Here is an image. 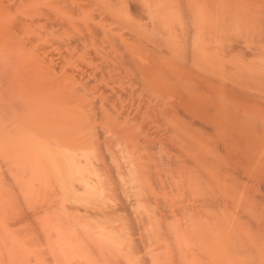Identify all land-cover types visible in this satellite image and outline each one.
Listing matches in <instances>:
<instances>
[{"label": "bare ground", "instance_id": "obj_1", "mask_svg": "<svg viewBox=\"0 0 264 264\" xmlns=\"http://www.w3.org/2000/svg\"><path fill=\"white\" fill-rule=\"evenodd\" d=\"M8 2H6V3H2V0H1V4L3 5V6H5L4 4H9L10 2H9V0H7ZM11 2L13 1V0H10ZM21 1V0H20ZM19 1V2H20ZM149 1H151V0H115V2L114 3H112V0H87V1H83L82 0V3H81V0H51V2L50 1H48V0H29V2L28 3H26V4H24V2L25 1H23V3L21 2V3H19V5L17 4L18 3V1L17 2H12L13 4H14V7L10 10V8H8V6H10V5H6L5 7H4V9L2 8L1 9V7H0V9L1 10H3L2 12L4 13V15H2V14H0V55L2 56V53L4 52L5 54H6V56H4L3 55V58H0V71L2 72H0V78H5L4 80H0L1 82V84H0V90H1V88H2V90L0 91V127L2 126H4L3 127V129L1 128L0 129V264H14L15 263V261L18 263L21 259L20 258H18V260L19 261H17V259L15 260L14 258H15V256H17V254H19V253H16L15 252V254H13L12 252L13 251H21V252H25V253H21L22 255V257H24L25 255H26V257H27V259L29 260L30 258H31V256H29V255H31V254H33V253H35L34 251H32L33 253H31V254H29V252H28V254L26 253L27 252V250L29 251V249H31V247L33 246L32 245V241H31V239H30V237H29V239H28V237H24L23 239H21L20 238V236L22 235L21 233H23V232H25V233H27L28 232V235H31L30 233H29V231H31V230H33L32 231V234L34 233L35 235L36 234H41V230L42 229H40L39 231L38 230H36V228L37 229H39V228H41V227H43V226H45V225H42L41 224V222L38 224V223H36V220H33L32 219V221H33V223H36V224H34L33 225V223H29V222H31V220L30 221H28L27 222V219H26V223H24L25 222V219L23 220V217H19L18 219H17V216L15 217L13 214H11V212L12 213H14L15 215H16V213H15V211H19L20 209H18L19 207L18 206H15V207H17V208H15V209H11V203L13 204V199H11V197L13 196V197H15L16 199H17V201L18 202H20V201H22L21 199L24 197V196H28V195H26V193H29V196L30 197H32V193H31V191L32 190H30L29 188V186L28 187H25L26 185H27V181H32L31 183L34 185L35 184V186H39L40 185V183H42V182H40V180L38 179V177H39V175H40V173L42 174V173H45V171H47L48 170V168H49V170H51L52 172H54V173H58V170H60L61 172H64V173H60V171H59V173H60V175L59 174H57V175H59V177H62V178H64L66 175V177L64 178V179H66V180H62V178H58L59 180H60V183H59V181H58V179H57V177L58 176H56L55 174L53 175V173L51 172V171H47L48 173H50L49 175L50 176H55V177H50L48 174V177H45L44 178V176H42V175H40V177L42 176V178H44V179H46V180H50V179H52L50 182L52 183V184H54V185H57L58 183V185H60V186H62V191L60 192V189H58V190H54L55 192H56V194H55V192L53 193L52 191V188L50 187V185H52V184H48L49 186H47V185H45L44 186V188L46 187V189H47V191H48V193L46 192V191H44V193L46 192V194H43V192L40 194L39 193V191H40V189H41V187L44 185H42L41 187H40V189H39V187H38V193L40 194V195H42L43 194V198H44V200H45V202L44 203H46V201H49V202H51L50 201V199H49V197L51 196V197H53V195L55 194V195H59V194H61L62 195V197H63V199L65 198V197H67V196H69L70 194V196H72L73 195V199H71V200H74L75 202H67L66 201V203H70V204H73V207H75L76 208V205H75V203H76V201H78V203H80V204H78L79 206L81 205V202H84L85 200V197L84 196H82V193L80 192L79 193V195H78V193H76L78 190H79V188L80 189H83L84 191H90V195H88L87 194V196H88V198H86L87 200L86 201H88V199H89V197L91 198L92 196H93V193L92 192H97L98 191V188H99V186L100 185H102L100 182L101 181H99V179H98V181L95 179V181H97V182H94L93 180H94V176H97L99 173H97V171L98 170H102V168H101V165L102 164H100L99 165V163H102L104 160L103 159H105L106 157H104V158H100V156L99 155H101V154H104V155H106L107 156V153H101V154H99L98 152H100V151H98V150H100L99 148H95V147H99V146H101V145H99V144H102V143H104V142H102V143H98V146H95V144H97V142L99 141V140H101L102 139V141H106V139H107V136H106V134L107 133H105V132H103V131H101L100 129H101V127H100V129H98L97 128V126H102V127H105V129H103L102 128V130H106V128L107 127H111L112 129H116L115 131H114V133L116 132L117 134H115V136L117 137L118 135H121V137L123 136H126V135H131V134H133V133H135L136 135L140 132V130L141 129H134L133 127H135V126H130V125H132V124H130V123H132L133 121L135 122H138V117H139V112H142V111H145V110H147V108H145V98H148L149 99V97L151 96V94L153 95V93H154V98L153 99H159L163 94H164V96L162 97L164 100H166L165 98V94H166V91H168L169 93H167V94H170V96H171V94H172V96L174 97V95L175 96H177L178 98H179V100H180V102L182 103L181 104V106H179V104H177L179 107H177V105H176V108H177V112H178V114L179 115H182L181 117H180V119H182V120H180L179 119V116H178V118L177 117H175L173 114H171V108L174 106V105H172L171 103H169L168 102V100H166L165 101V103H164V109H163V111H164V114H165V116H166V114H169V116L166 118V123L169 125V129L171 130V131H173L172 133H174V134H176L179 138H181V141H185V142H187L188 144H191V147L193 146V144H194V146L196 147V149H194L195 147H193V150H192V148L190 149L189 147H190V145H188L187 143H185V144H187L186 146H185V148L186 147H188V149H187V152H188V150H189V152L187 153V154H184V155H182V157H183V159H182V163H183V165L185 164V165H189V169L192 171V169H193V171L195 172V173H197L199 170H204V169H202V168H205V166H208V167H212L213 168V170H214V173H215V171L217 172L215 175V178L218 176L219 178H220V180L221 179H223V181L225 180V182H226V185L228 186H230V185H232L231 187H233V189L232 188H226L227 186H224V188H223V190L225 189V191L226 190H228L229 189V192L228 193H224V192H222V194L221 193H219V189L215 186V185H213V182L214 181H212V184L210 185V186H208V184H209V182L208 181H206V183L207 184H204L205 182L203 181H199L198 183H200L201 185H199L198 183V185L197 186H202L201 188H207L206 187V185L210 188V190H212L211 192L212 193H216L215 192V190L216 189H218V192H217V195L219 196V198H221L220 196H222V197H224V200H227L226 199V194L227 195H229V194H231V196H228V198L230 197L231 198V200L233 201L232 202V204L233 203H236L237 205H238V202L240 201V205H238L237 206V209L236 210H238V211H240V210H242L240 213H242V212H244V214H246L248 211L246 210V209H244V207H245V205L247 206L248 205V207H249V210H250V212H248L246 215L248 216V217H251L250 215H253V216H255V214H254V208H256L257 209V207H255V205H253L252 203L254 202V201H256V200H254V199H257V198H254L255 196L253 195V196H250V195H252V194H249V193H247V191L246 190H244V187H242V185H244L243 183H242V178H240V176H236V175H238V173H242L243 172V170L244 169H246V170H244V172L245 171H249V173H247V176L248 175H251V177L250 176H248V177H246V179H247V182H249L248 181V178H249V180L251 179V181H261V184L260 185H262V183H263V185H264V174H262L263 176H261V174H260V172L262 171V172H264V167H262L263 169H261V166H264V164L262 165V163L264 162V136H262V135H260L259 133L261 132L262 134H263V132H264V130H261L260 132L259 131H257L256 130V126H255V128H254V126L252 127V125L253 124H249L248 125V123L247 122H249L250 120H254V119H256L255 117H256V115L257 114H259L261 111H264V106H261L264 102H262V104L260 103V101H258V102H256L255 100H253L252 99V97H250V99H252V101L251 100H249V98L248 97H246L244 94H242V95H239V94H237L238 92L237 91H235L234 89H232V88H230V87H228V80L226 79V78H224L226 81H227V84H225L226 82H224L223 83V81H219V79H221L222 80V78L224 77V75H226L227 77L228 76H230V75H227V74H222L223 75V77L222 78H220L218 75L216 76V77H218L217 79L218 80H215V79H211L212 77H210L209 75H208V77H210V79L208 78V77H206V75L204 76V75H202L204 72L203 71H201L200 73H202V74H200V75H202V76H200L199 74H198V70H200L199 68H197V65H196V63L194 62L195 61V57L194 58H192L194 61H193V63H195V64H193L192 63V66H194V65H196V68L198 69L197 71H196V73H195V71H192V69L191 68H188V65H187V63H186V60L188 59V56L190 57V55L189 54H187V56H185L184 54L182 55V56H185V58H182L183 60H181V62H184V63H182V64H179V63H176V62H174V59H173V56H174V58H175V54L173 55V56H171L170 54H168L166 51H165V53H166V55H165V53L163 54V56L160 54L163 50L161 49L160 51V53L157 51L158 49H154V51L153 50H150L149 49V51H150V53L152 52L154 55H155V57H157L159 54V56H158V58L160 59L161 57V59L160 60H157L156 58H154V55H153V61H154V63H152V61L150 60V62L152 63H150V65H153V71H152V68H150V69H148V67H146V66H143L144 68H145V70L146 71H150L149 73H147V74H145L146 73V71L143 73V71L144 70H142V69H140V70H138V68H139V66L137 65V63L135 64V62L136 61H134V60H131L132 59V57L131 58H129L126 54H123L122 56H119L120 57V62H121V64H122V66H121V68L123 67V68H125V67H128V68H130V69H132V71L130 72V76H131V78L133 79V81L135 82V85H137V81L139 82V80L141 79V75H142V79L140 80V82L143 80V79H145L146 81H147V84H148V86H147V84H146V82H145V80H144V82L142 81L141 83L139 82L138 83V85H140V84H146V88L149 90V88H150V90H152V91H150L149 90V92H150V95H149V93H148V91H147V89L146 88H143V85H142V87H141V85H140V87H139V89L137 90V91H140L141 89H143V91H142V93L144 92L145 94H143V96H145L144 97V102L145 103H142V101H143V98H142V100L141 99H137V102L139 101V100H141L140 102H138V103H135V101L134 102H128V104L129 105H127V107H129L130 106V103L131 104H133V105H131L130 106V108H128V110L127 111H125V108H126V106H124V104H122V100H124V101H126V99L128 98V97H130V95L131 94H133V90L131 91L130 90V92H129V96L128 95H126V93H128V92H126L127 91V88H125V90L126 91H124V90H118V89H115V88H109V87H107L106 85H104L103 84V82L107 79V76H109L110 75V73L109 72H106V70L107 69H109L108 67H103V66H106L105 64L102 66V64L105 62H103V61H101L102 63L99 65V67L100 66H102L101 68L102 69H96L95 71H94V69H93V67H92V69H93V71H91V67L89 68V63H88V61L90 62V61H95V60H97L96 58H100L101 57V55H100V53H97L96 52V49H90V48H92V47H94V46H97V51H100V49L98 50V48H102V46L104 45V43L105 42H108V43H113V44H111L112 46L114 45L115 46V48H117V47H119V48H117V49H119L120 50V46H119V42L115 39V40H113V42H109V37H108V33H107V30H106V27L104 28V27H98V25H96L94 22H93V20H97V16H99V15H96V13L94 12V11H96V10H98V9H93V6L94 5H97L98 7H100V8H102V12H103V14L105 15L104 16V18H106L107 20L108 19H112L113 20V22L115 21V20H118V24H120V23H122L123 24V26L124 27H122V26H120V25H122V24H120L119 26L124 30V28H126V26L127 27H129L130 25H132V22H131V20H130V14H129V8H130V10H132V13L133 12H135V15H136V13L138 14V15H140V14H143L142 12L144 11V10H146L148 13H149V15H148V13H147V15L148 16H150L149 18H151L153 21H154V26L156 25V23L159 25V28H160V32H163V30H161V28L162 27H160V23L163 25V21L164 22H169L168 20L166 21V19H168L167 17L169 16V11H167V10H165L166 9V7H165V9H163V8H161V4L162 3H165V1H163V2H161L160 0V2L159 1H156V3L157 2H159V3H157V4H159V6H155V4H154V0L153 1H151V4H154V5H151L150 4V2ZM201 1H203V0H201ZM210 1V0H209ZM209 1L207 0V3L209 4ZM250 2H251V0H249ZM256 1V0H255ZM253 2V3H257V1L256 2ZM261 1V0H260ZM260 1H258V2H260ZM263 1V0H262ZM4 2V1H3ZM56 2V3H55ZM58 2H60L59 4H62L63 3V6L62 7H60V5H59V7H57L56 8V6L58 5ZM83 2H91L90 4L88 3H83ZM117 2V3H116ZM167 2V1H166ZM190 2V1H189ZM200 2V1H199ZM199 2H197V3H199ZM264 2V1H263ZM92 3L94 4L93 6H92ZM116 3V4H115ZM161 3V4H160ZM245 3V2H244ZM243 3V5H245ZM249 3V2H248ZM252 3V4H253ZM262 3V2H261ZM17 6H16V5ZM57 4V5H56ZM170 4V3H169ZM189 4V3H188ZM192 4H194L193 2H192ZM191 4V5H192ZM242 4V3H241ZM54 5H56V6H54ZM194 5H196V4H194ZM194 5H192L195 9H201L200 7H201V5H202V2H201V5L199 4V6L198 5H196V6H198V8H196ZM247 5L248 4H246L245 5V7H247ZM251 5V4H250ZM254 5V4H253ZM12 6V5H11ZM188 6V5H187ZM209 6H210V4H209ZM260 6V5H259ZM258 6V7H259ZM156 7H159V8H156ZM162 7H163V5H162ZM167 7H169V6H167ZM193 7H191V8H193ZM219 7V6H218ZM249 7V6H248ZM263 7V6H262ZM261 7V8H262ZM5 8H8L10 11H11V13L10 12H5V11H8V9L7 10H5ZM92 8V10L90 11V9ZM189 8V7H188ZM203 8V7H202ZM214 8V7H213ZM194 9V10H195ZM204 9V8H203ZM221 10L219 11V12H221L222 11V9L223 8H220ZM218 10H219V8H218ZM226 10V9H225ZM243 10V9H242ZM259 10V9H258ZM188 11V10H187ZM212 11V10H211ZM223 11H224V9H223ZM223 11H222V13H223ZM227 11V10H226ZM98 12V11H97ZM100 12V11H99ZM171 12V11H170ZM198 12H201V10L200 11H198ZM202 12L203 13H205L203 10H202ZM264 12V11H263ZM262 12V13H263ZM101 13V12H100ZM99 13V14H100ZM109 14V15H107V14ZM131 13V12H130ZM208 13V12H207ZM206 13V14H207ZM146 14V12L144 13V15H140L141 16V18L144 16H146L145 15ZM168 14V15H167ZM194 14H196L195 16H197V13H194ZM198 14H200V13H198ZM225 14H226V12H225ZM233 14V13H232ZM241 13H239V15H240ZM3 16V17H2ZM109 16H110V18H109ZM148 16L147 17H145L146 19L148 18ZM200 17H202L201 15H199ZM204 16H206V15H204ZM226 16V15H225ZM229 16V15H228ZM75 17H78V19H75ZM208 17V16H207ZM222 17H223V15H222ZM257 17H258V15H257ZM261 17V16H260ZM99 18H100V16H99ZM98 18V19H99ZM114 18V19H113ZM224 18V17H223ZM229 18H230V16H229ZM256 18V17H255ZM262 18V17H261ZM182 19H184V17L182 18ZM185 19H187L186 17H185ZM189 19H192V18H189ZM188 19V20H189ZM193 19H194V17H193ZM205 19V18H204ZM212 19V18H211ZM215 19V18H214ZM238 19V18H237ZM257 19V18H256ZM101 20V19H100ZM103 20V19H102ZM105 20V19H104ZM111 20V21H112ZM142 20V19H141ZM195 20H196V22L198 21L197 20V18H195ZM200 20V19H199ZM201 20L203 21V19L201 18ZM258 20V19H257ZM263 20H264V18H263ZM153 21H151V22H153ZM183 21V23L185 22V25H186V23H188L187 22V20H182ZM193 21V20H192ZM192 21H191V23H192ZM225 21V20H224ZM234 21V20H233ZM250 21V20H249ZM112 22V23H113ZM156 22V23H155ZM176 22V21H175ZM117 23V22H116ZM115 23V24H116ZM166 23H164V24H166ZM199 23V24H198ZM200 21L199 22H197L196 24H197V26L199 25L200 26ZM220 23H221V21H220ZM229 23V22H228ZM245 23V22H244ZM98 24V23H97ZM124 24H126V25H124ZM133 24H135V26H137L136 24H137V22L136 23H133ZM140 24V23H139ZM203 24V23H202ZM232 24V23H231ZM238 24V23H237ZM78 25V27H81V28H83L82 30H80V32L77 34V32L75 31V29H76V26ZM168 25H169V23H168ZM185 25H184V27H185ZM241 25V24H240ZM249 25V24H248ZM119 26L118 27H116L115 29H113V30H119ZM150 26H151V23H150ZM193 26V25H192ZM199 26L197 27V28H199ZM226 26V25H225ZM254 26H256V25H254ZM86 28V31H85V28ZM131 27H133L134 28V25H132ZM186 27H188V25H186ZM215 27V26H214ZM219 27V26H218ZM228 27V26H227ZM227 27H226V29H227ZM232 27V26H231ZM249 27V26H248ZM81 28H78V30L79 29H81ZM88 28V29H87ZM90 28V29H89ZM130 28V27H129ZM138 28H140V27H138ZM157 28V27H156ZM156 28H155V32H153V33H155L154 35L152 34V36H154V37H156L157 35H158V32H157V35H156ZM179 28V27H178ZM196 28V31L198 32L199 30ZM205 28V27H204ZM220 28V27H219ZM218 28V29H219ZM243 28V27H242ZM111 29V28H110ZM122 29H120L119 31H121ZM148 29H149V27H148ZM147 29V30H148ZM185 29H188V28H185ZM194 30H195V28H193ZM211 29V28H210ZM209 29V30H210ZM245 29V28H244ZM49 30L50 31H52L53 33H51V37H52V39H50L51 37H47V34L49 33ZM69 30V34H67L68 36H69V39H65L64 38V40H62V41H60L62 38H63V36H62V38H59V37H56V35H54L55 33H58V32H60V31H62V32H64V33H66V31H68ZM77 30V31H78ZM88 30V31H87ZM133 30V29H132ZM232 30V29H231ZM72 32V34H75L77 37H73V38H70V35H72V34H70L71 32ZM74 31V32H73ZM140 31V30H139ZM138 31V32H139ZM150 31V30H149ZM158 31V30H157ZM201 31V30H200ZM202 31H203V29H202ZM207 31V30H206ZM213 31V30H212ZM215 31H217V30H215ZM218 31H221V30H218ZM230 31V30H229ZM252 30H250V33H252L251 32ZM133 32V31H132ZM225 32H227V30L225 31ZM231 32V31H230ZM237 32V31H236ZM235 32V33H236ZM140 34H142L141 33V31L139 32ZM149 33H151V32H149ZM148 33V34H149ZM167 33V32H166ZM198 33H200V32H198ZM197 33V34H198ZM206 33H208V32H205V34ZM50 34V33H49ZM130 34H132V33H130ZM162 34V33H161ZM170 34V33H169ZM169 34H167V36H169ZM188 34V33H187ZM196 34V35H197ZM53 35V36H52ZM74 35V36H75ZM128 35V34H127ZM179 35V34H178ZM200 35V34H199ZM206 35H208V34H206ZM210 35V34H209ZM219 35V34H218ZM216 36V37H218L219 38V36ZM56 37V39H55V37ZM59 36V35H58ZM100 38H99V37ZM124 36H125V33H124ZM135 36V35H134ZM150 36V38H151V34L149 35ZM162 36V35H161ZM181 36V35H180ZM214 36H215V34H214ZM237 36V35H236ZM252 36V35H251ZM60 37H61V35H60ZM154 37H153V40H154ZM164 37V36H163ZM166 37V36H165ZM164 37V38H165ZM182 37V36H181ZM187 37V36H186ZM190 37H192V36H190ZM194 37H196V36H194ZM215 37V38H216ZM60 39V40H58V39ZM67 38V37H66ZM159 38V37H158ZM162 38V37H161ZM161 38H159V40L161 39ZM167 38V37H166ZM184 38V37H183ZM213 38V37H212ZM55 39V40H54ZM110 39H112V38H110ZM136 39H137V37H136ZM138 39H139V37H138ZM185 39H188L189 40V38H185ZM185 39H182V41L183 40H185ZM198 39V38H197ZM217 39V38H216ZM231 39V38H230ZM233 39V38H232ZM235 39H237L236 37H235ZM57 40V41H56ZM130 40V39H129ZM142 40H143V37H142ZM142 40H139L140 41V44H143V46L145 47V45H144V42L142 43L141 41ZM153 40L151 39V42H153ZM155 40L157 41V39L155 38ZM158 40V41H159ZM164 40V39H163ZM194 40H196V39H194ZM212 39H210V41H211ZM225 40V39H224ZM224 40H223V42H224ZM250 40V39H249ZM127 41V40H126ZM145 41H146V39H145ZM161 41V40H160ZM193 41V40H192ZM192 41H191V44H192V46H193V44L194 43H192ZM197 41V40H196ZM195 41V42H196ZM200 41V40H199ZM240 41V40H239ZM165 42H170V41H165ZM186 42H187V40H186ZM228 42V41H227ZM226 42V43H227ZM245 42V41H244ZM137 43V42H136ZM135 43V44H136ZM161 44H163L162 42H160ZM184 43V42H183ZM188 43V42H187ZM187 43H185V45L184 46H186L185 48L187 49V47H190V46H187L188 44ZM190 43V42H189ZM200 43V42H199ZM198 43V44H199ZM204 42H202V44H203ZM213 43H214V40H213ZM212 42L210 43V44H212V45H214ZM216 43H218L217 42V40H216ZM56 44V46L57 45H59V47H61V46H64V47H66V49H67V47L69 48V50L71 49V48H73L72 50H70L71 51V53H70V55H69V57H68V54H66V53H60L59 55H58V61H62V62H64L65 64H68V65H65L64 63H62V62H60V63H62L61 64V66L64 64L65 66H67V71H61V70H65V69H62V67L61 66H59V70H60V72L61 73H63V74H61L60 75V78L58 77L57 78V75H58V73L60 74V72L58 71H56V67H57V65H60L58 62V64L56 65V66H53L54 64H56V63H52L53 62V60H54V57H53V55L50 53H48L47 54V50L50 48V52H51V50L53 51V48L51 49V47H53L54 45ZM89 44H91L90 45V47H89ZM105 44H107V43H105ZM139 44V43H138ZM147 44H148V40H147ZM155 44V43H154ZM156 44H158V43H156ZM168 43H166V44H164V45H167ZM197 44V43H196ZM242 44V42L240 43V45ZM53 45V46H52ZM88 45V47H89V49L88 48H86V46ZM100 45H102V46H100ZM108 45V44H107ZM152 45H153V43H152ZM211 45V46H212ZM235 45V44H234ZM237 45H239V44H237ZM239 45V46H240ZM98 46H100V47H98ZM105 46V45H104ZM111 46V47H112ZM113 46V47H114ZM117 46V47H116ZM138 46V45H137ZM154 46V45H153ZM170 47H171V45H169ZM238 46V47H239ZM242 46V45H241ZM7 47H8V49H7ZM58 47V46H57ZM63 47V48H64ZM71 47V48H70ZM82 47V49L84 48L85 50H83V52H82V54H76L78 57H80L81 59H79L76 55H75V53H78L77 51L79 50H81L80 48ZM141 47H142V45H141ZM160 47V46H159ZM168 47V46H167ZM169 47V49H171ZM245 47H246V45H245ZM3 48H5V49H7V50H4ZM105 48V47H104ZM104 48H102L103 49V52H104ZM136 48V47H135ZM149 48V47H148ZM192 48V47H191ZM190 48V49H191ZM196 48V47H195ZM210 48H212V47H210ZM219 48V47H218ZM217 48V52L219 53V51H220V53H221V49L219 50ZM232 48H234V47H232ZM248 48H249V45H248ZM62 49V48H61ZM106 49V48H105ZM143 49V48H142ZM216 48H213V50H215ZM224 49V48H223ZM1 50H4L3 52H1ZM68 50V49H67ZM66 50V51H67ZM118 50V51H119ZM137 50V49H136ZM209 50V49H208ZM207 50V51H208ZM213 50H212V52H213ZM219 50V51H218ZM232 50V49H231ZM236 50V49H235ZM245 50V49H244ZM249 50V49H248ZM254 50V49H253ZM252 50V51H253ZM63 51V50H62ZM61 51V52H62ZM65 51V50H64ZM117 51V50H116ZM143 51H146L147 52V50H144L143 49ZM142 51V52H143ZM156 51L159 53H156ZM172 51V50H171ZM183 51V50H182ZM182 51L180 50V52L182 53ZM188 51H190V50H188ZM192 51V50H191ZM191 51L189 52V53H191ZM210 51H211V49H210ZM216 51H214V52H216ZM260 51V50H259ZM58 52V51H57ZM101 53H103L102 51H100ZM139 52V51H138ZM164 52V51H163ZM162 52V53H163ZM173 53H174V51H172ZM176 52V51H175ZM178 52V51H177ZM177 52H176V55H177ZM179 52V53H180ZM187 52V51H186ZM201 51H199V54H201L200 53ZM213 52V53H214ZM216 52V53H217ZM226 52V51H225ZM224 52V53H225ZM231 52V51H230ZM249 52H251V51H249ZM258 52V51H257ZM67 53H69V52H67ZM74 53V54H73ZM105 53V52H104ZM144 54H145V52H143ZM211 52H208V53H206V50H204V52H202V54H201V57L203 56H205V54H206V58H209V59H211V57H209V55L210 56H212V55H214V54H210ZM215 53V54H216ZM220 53H219V56H217V57H220ZM236 52H234V53H232V55L233 54H235ZM239 53V52H238ZM242 53V52H241ZM241 53H239V55H240V59H241ZM245 53V52H244ZM243 53V54H244ZM53 54H56L55 53V51H54V53ZM148 54V56H150V54H149V52L147 53ZM167 54H168V56L170 55L172 58H170V57H168L169 59H173L172 61L171 60H164V58L165 59H167ZM195 53H194V51L192 52V57H193V55H194ZM204 54V55H203ZM209 54V55H208ZM237 54V53H236ZM235 54V55H236ZM72 55H73V57H75V58H77V60L75 59V60H73V61H70L69 62V58H70V60L71 59H73L72 58ZM75 55V56H74ZM98 55V56H97ZM143 55V54H142ZM231 55V54H230ZM238 55V54H237ZM236 55V56H237ZM245 55V54H244ZM250 55V54H249ZM253 55V54H252ZM252 55H250V56H252ZM145 56V55H144ZM147 56V55H146ZM164 56H166V57H164ZM178 56V55H177ZM195 56H196V54H195ZM208 56V57H207ZM216 56V55H215ZM215 56H213V58L215 59L214 61H213V59H211L210 61H212L213 63L215 62V64H216V61H217V63H222V62H220L219 60L221 59V60H223V56L222 57H220V58H217V57H215ZM226 56V55H225ZM227 58H229V54H227ZM235 56V57H236ZM255 56V55H254ZM257 56V55H256ZM255 56V57H256ZM102 57H104V54H103V56ZM112 57V56H111ZM201 57L199 58L200 60H201ZM202 57V58H203ZM204 57V60L206 59ZM230 57H232V56H230ZM234 57V56H233ZM234 57V58H235ZM246 57V56H245ZM258 57H260V56H258ZM257 57V58H258ZM66 58H67V61L69 62H67L66 61ZM98 58V59H99ZM151 57H149L148 59H150ZM198 58V57H197ZM216 58H217V60H216ZM243 58V57H242ZM101 59V58H100ZM130 59V60H129ZM184 59H185V61H184ZM209 59H207L208 61H209ZM219 59V60H218ZM231 59H233V58H231ZM237 59V57L235 58V59H233V60H235V61H238V59ZM103 60V59H102ZM224 60H226L225 58H224ZM229 60V59H228ZM228 60H226L227 62H228ZM3 63H2V62ZM87 61V62H86ZM98 61V60H97ZM131 61L133 62V64H135V65H137V66H135V65H133L132 63H131ZM190 61V60H189ZM198 61V60H197ZM208 61H206L207 62V64L208 63H210L209 64V66L210 65H212V62H208ZM226 61H224L225 63H226ZM230 61V60H229ZM241 61H242V59H241ZM258 61H260V60H258ZM100 62V61H99ZM138 62V61H137ZM188 62V61H187ZM223 62V63H224ZM261 62V61H260ZM4 63H6V64H4ZM198 63H199V61H198ZM201 64H202V62H200ZM222 63V64H223ZM224 63V64H225ZM228 63H231V61L230 62H228ZM243 63H245V62H243ZM2 64H3V66L4 67H2ZM51 64H53V65H51ZM120 64V65H121ZM188 64H191V63H189L188 62ZM231 64H233V63H231ZM230 64V65H231ZM5 65H6V67H8V70L6 71L5 69H7L6 67H5ZM200 65V64H199ZM220 65V64H219ZM241 65H243V64H241ZM191 66V67H192ZM208 66V68L210 69L211 68V70H213L212 69V67L210 66L209 67ZM215 66V65H214ZM226 66L228 67V64H226ZM98 67V66H97ZM136 67H138V68H136ZM199 67V66H198ZM203 67V66H202ZM201 67V68H202ZM216 67V66H215ZM215 67H214V69H215ZM220 67V66H219ZM218 67V68H219ZM222 67V66H221ZM220 67V68H221ZM232 67V66H231ZM230 67V68H231ZM246 67V66H245ZM63 68H66V67H63ZM128 68H126V70L128 69ZM195 68V69H196ZM206 68H207V66H206ZM206 68H202L204 71H205V73H206ZM217 68V67H216ZM129 69V70H130ZM194 69V70H195ZM201 69V70H202ZM209 69H207V74H210V75H212L213 73L211 72L210 73V71H209ZM4 70V71H3ZM58 70V69H57ZM226 70V69H225ZM232 70V69H231ZM57 72V74L55 75V73ZM141 73H143V74H141ZM209 71V72H208ZM215 71V70H214ZM221 71H223V72H221V73H225L224 72V70H223V68H221ZM251 71V70H250ZM6 72H7V74H6ZM64 72L65 73H67V74H65L64 75ZM123 72V71H122ZM215 72H217V71H215ZM214 72V73H215ZM227 72H228V70H227ZM252 72V71H251ZM141 75H140V74ZM238 73V72H237ZM259 73V72H258ZM5 74H6V76H5ZM123 74V73H122ZM230 74V73H229ZM64 76V79H68V81L70 80V84L68 83V84H65L66 83V81H65V83L63 84V78L61 77V76ZM140 75V76H139ZM214 75V74H213ZM241 75V74H240ZM4 76V77H3ZM119 76V75H118ZM137 76H139V77H137ZM214 76V77H215ZM145 77V78H144ZM240 78H241V76H239ZM245 77V76H244ZM256 77V76H255ZM63 79L62 80V82H61V80L60 79ZM238 78V77H237ZM240 78H238L239 80H240ZM127 79V78H126ZM138 79V80H137ZM238 79H236V80H238ZM243 79V78H242ZM60 80V81H59ZM128 80V79H127ZM171 80V81H170ZM236 80H233V81H235L236 82ZM244 80V79H243ZM247 80V79H246ZM5 83H4V82ZM162 81V82H161ZM165 81V85L167 84V83H170V85L173 83V81H175V84H177V83H179L181 86H175V84H174V86H173V84L171 85L173 88L170 90L168 87H170V85L169 84H167L168 85V87H166V91L164 90L165 88H163V90L165 91V93H162V90L160 91V89L161 88H159L158 87V84L160 83V85H162L161 83H163ZM252 81V80H251ZM98 82H100V84H98ZM112 82V81H111ZM167 82V83H166ZM239 82V81H238ZM241 82V81H240ZM239 82V83H240ZM244 82V81H243ZM117 83V82H116ZM242 83V82H241ZM240 83V84H241ZM4 84V85H3ZM163 84V85H164ZM182 84L184 85V89L182 90V89H178V87H181V88H183L182 87ZM234 84V83H233ZM245 84V83H244ZM247 84V83H246ZM245 84V85H246ZM260 84V83H259ZM1 85H3V86H1ZM133 85V84H132ZM161 86V87H164V86ZM237 85V84H236ZM255 85V84H254ZM257 85V84H256ZM111 86V85H110ZM134 86V85H133ZM132 86V87H133ZM234 86V85H233ZM238 86H239V84H238ZM263 86V85H262ZM261 86V87H262ZM178 89V90H176V88ZM248 87V86H247ZM187 88H189L188 90L190 91L191 89L193 90H191L190 92H191V94L192 95H190V93H189V91L187 90L186 92H187V97H186V95H185V97L183 96V97H181V93H183L184 92V94H186V92L184 91V90H186ZM191 88V89H190ZM236 88H239V87H237L236 86ZM243 88V87H242ZM3 89H4V91H3ZM131 89V88H130ZM259 89V88H258ZM118 90V91H117ZM183 92H182V91ZM244 90H245V86H244ZM248 90H250V89H248ZM155 91V92H154ZM160 91V92H159ZM180 93H179V92ZM241 91H243V90H241ZM245 91H247V90H245ZM148 94H147V93ZM244 92V91H243ZM242 92V93H243ZM4 93V94H3ZM138 93V92H137ZM158 93V94H157ZM188 93H189V95H188ZM245 93V92H244ZM159 95V97H157V95ZM252 94V93H251ZM257 93H255V95H256ZM261 94V93H260ZM134 95H136V92L134 93ZM2 96H3V98H2ZM142 96V97H143ZM149 96V97H148ZM258 96V95H257ZM135 97V96H134ZM254 97V96H253ZM130 98H132V96L130 97ZM129 98V99H130ZM162 98L160 99V100H162ZM181 98V99H180ZM175 99H177L176 97H175ZM116 100L119 102V103H117V104H115L116 103ZM134 100V99H133ZM136 100V99H135ZM159 100V101H160ZM182 100V101H181ZM260 100V99H259ZM263 100V99H262ZM154 101V100H153ZM152 101V102H153ZM158 101V102H159ZM164 102V101H163ZM160 103H162V102H160ZM160 103H158L159 105H161ZM173 103H175L174 101H173ZM249 103V112H246V111H244V109L245 108H247V106H246V104H248ZM119 104V105H118ZM135 104H137V106L134 108V105ZM148 104V103H147ZM157 104V105H158ZM250 104H252V105H250ZM154 107V106H153ZM153 107H151V108H153ZM158 106H156V107H154V108H157ZM161 107V106H160ZM150 108V109H151ZM172 109H175V107H173ZM178 109H180V112H182V114H180L179 113V110ZM239 111H241V112H239ZM242 111H244V112H242ZM246 115L247 116V118H251V119H249V121H247V118L246 119H244L243 117H245L244 115ZM264 113V112H263ZM185 116H184V115ZM241 114L243 115V117L241 116ZM261 114H262V112H261ZM130 115H132V117H130ZM250 115V116H249ZM259 116V115H258ZM262 116V115H261ZM260 116V117H261ZM183 117V118H182ZM186 117H188V119H189V117H190V119L192 120V121H190V123H189V120L186 122L185 120H187V119H185ZM240 117H242L241 119H242V121H240L239 120V118ZM252 117L254 118V119H252ZM260 117L258 118V119H260ZM262 117H264V116H262ZM140 118V117H139ZM184 119V120H183ZM237 119V120H236ZM263 119V118H262ZM262 119H261V122H262ZM165 120V119H164ZM235 120V121H234ZM239 120V121H238ZM244 120H246L247 122H246V124H245V122H244ZM238 121V122H237ZM143 122V121H142ZM142 122H139V123H142ZM161 122V121H160ZM159 122V123H160ZM244 122V123H243ZM251 123V122H250ZM254 123V122H253ZM134 124V123H133ZM146 123H143V124H141V125H139V126H137V127H140V128H144L145 129V125ZM192 124H195V125H193V126H197V124H199V129L201 128V126H202V128H203V131L205 132L206 131V135H207V137H208V135H209V137L207 138L208 140L206 141L207 143H205V140H206V137L204 138V137H201V138H199V140H200V142L198 143L197 141H195V140H197L198 139V136H195L194 134L195 133H197L196 132V130H194L195 132H193V128L191 129V126H192ZM167 125V126H168ZM187 125H191L189 128H187L186 126ZM263 125H264V122H263ZM107 126V127H106ZM259 126H260V124H259ZM262 126V125H261ZM6 127H11V131L10 130H8V129H6ZM198 127H194L195 129L196 128H198ZM263 127V126H262ZM110 128V130L112 131V129ZM258 129H263V128H258ZM110 130L108 129V131L110 132ZM192 130V131H191ZM202 130V129H201ZM15 132V134L17 135L16 136V138L14 137H12V135H14V134H12L11 135V133H14ZM165 132V131H164ZM193 134H192V133ZM202 132V131H201ZM204 132H202V134L204 133ZM210 132V133H209ZM112 133H113V131H112ZM113 133V134H114ZM134 134V135H135ZM200 133H198V135H199ZM205 135V134H204ZM264 135V134H263ZM151 136V135H150ZM184 136H186V137H184ZM188 136H189V139H188ZM157 137V136H156ZM196 137V138H195ZM13 138V139H12ZM195 138V139H194ZM205 139L204 141L202 140V139ZM211 138H213V139H215L214 140V143H213V145H215L214 146V148H213V146H212V143H208V141H210V139ZM11 139H12V141L13 140H16L17 139V141L19 142V143H21V145L22 146H18L17 147V145H16V147H14V148H11ZM122 139V138H121ZM124 139H125V137H124ZM168 139V138H167ZM185 139V140H184ZM203 141V143L204 144H209L207 147L202 143V141ZM17 141H14V142H17ZM194 141V142H193ZM212 141V140H211ZM101 142V141H100ZM108 142V141H107ZM106 142V143H107ZM110 142V141H109ZM18 143V144H19ZM105 143V144H106ZM119 143V142H118ZM202 143V144H201ZM225 143H227V144H225ZM24 144V145H23ZM108 144V143H107ZM106 144V145H107ZM196 144L198 145V146H196ZM199 144H201V145H199ZM211 144V145H210ZM222 144H225V145H223V146H221ZM20 145V144H19ZM103 145V144H102ZM106 145H103L104 147L106 146ZM203 145V146H202ZM102 146V147H103ZM120 146V145H119ZM142 146V145H141ZM203 147H205V148H203ZM210 147H212V151H211V149L210 150H208ZM142 148V147H141ZM144 148V147H143ZM12 149V150H11ZM14 149V150H13ZM104 149V148H103ZM118 149V148H117ZM146 149V148H145ZM207 149V150H206ZM219 149H221V151L225 154V158L227 159V160H229V158H230V156H231V153L234 151V152H239L241 155H242V159H247V161L246 160H240V161H243V162H247V163H245L244 165H242V164H238V163H240V161H239V156H238V162H237V160H235V158L232 160L231 159V162L230 161H225V158L224 157H222V155H224L223 153H222V155H221V157H220V161H222L223 162V160H224V164H227V162H230V164L228 165H226V167H225V165L224 164H222L221 165V163L218 161L219 160V155H220V153H221V151L219 150ZM98 152H97V151ZM106 148H105V152H106ZM113 150H114V148H113ZM115 150H116V148H115ZM220 151V152H219ZM252 151H254V153L252 154ZM15 152V153H14ZM98 154H97V153ZM101 152H102V150H101ZM211 152V153H210ZM214 152V153H213ZM111 153H113V152H111ZM257 153V155L256 156H254L255 154ZM110 154V153H109ZM97 156H99V158L97 157ZM128 156V155H127ZM227 156V157H226ZM88 157V158H87ZM90 157H93L92 158V161H90V165H92V162L94 161L95 163H97L96 165L98 166V167H100V169H97V168H95V164H93L91 167V169H88V168H83L84 166V164L83 165H80L81 164V162H83V158H87V159H91ZM96 157V158H95ZM102 157V156H101ZM109 159L112 157L111 156V154H110V156L108 155L107 156ZM126 157V156H125ZM181 157V158H182ZM229 157V158H228ZM262 157V158H261ZM50 158V159H49ZM81 158H82V160H81ZM94 158H95V160H94ZM108 158H107V160H108ZM162 158V157H161ZM169 158V157H168ZM167 158V159H168ZM181 158H179V159H181ZM218 158V159H217ZM233 158V157H232ZM258 158H261L262 159V161H260V163H259V159ZM96 159H98V160H96ZM103 160V161H100V160ZM158 159V158H157ZM166 159V160H167ZM174 159V158H173ZM221 159H223V160H221ZM260 159V160H261ZM43 160H45V162H43ZM46 160L48 161V160H51L52 161V166L51 165H49V164H51V162L49 163H46ZM81 160V161H80ZM106 159H105V161H107ZM160 160V159H159ZM162 160H164V159H162ZM84 161H87L88 162V160H84ZM97 161V162H96ZM104 161V162H105ZM111 161H115V159L113 160H111ZM111 161H109V163L111 164ZM117 161V160H116ZM158 161V160H157ZM168 161V160H167ZM169 161H171L170 159H169ZM173 161V160H172ZM176 161H178V160H176ZM220 163H218V162ZM236 161V163L239 165V167H236L237 166V164L236 165H233V162H235ZM93 162V163H94ZM108 162V161H107ZM11 163H13L12 165H11ZM43 163H45V166H42V164ZM115 162H112V164H111V166L109 167V169L111 168L112 169V165L114 164ZM168 163H171V162H168ZM105 164H106V162H105ZM177 164V163H176ZM233 165V170L231 169V170H229L228 168L229 167H232V165ZM246 164H248V165H246ZM47 165H49V166H47ZM103 165H104V163H103ZM108 165V164H107ZM174 165H175V163H174ZM184 165V166H185ZM231 165V166H230ZM245 165L247 166L246 168H245ZM47 166V167H46ZM51 166V167H50ZM82 166V167H81ZM115 166V165H114ZM114 166H113V169L115 170H113L114 171V173L117 175V173H116V169H117V167H116V169L114 168ZM149 166V165H148ZM147 166V167H148ZM183 166V167H184ZM227 166H228V168H227ZM94 167V168H93ZM158 167V166H157ZM171 167H173V166H171ZM242 167H243V170H241L242 169ZM44 168V169H43ZM45 168L47 169V170H45ZM106 168H108V167H106ZM119 168V167H118ZM141 168V167H140ZM228 169V170H225V169ZM52 169H54L55 171H53ZM97 169V171H95ZM104 169V168H103ZM189 169H188V171H189ZM205 169H208L207 167L205 168ZM239 169V170H238ZM13 170V171H12ZM27 170H28V172H29V170H30V173H31V175L30 176H32L31 178H30V176H29V174L30 173H28L27 172ZM45 170V171H44ZM56 170H57V172H56ZM100 170V171H101ZM117 170H119V169H117ZM141 170V169H140ZM187 170V169H186ZM11 171H12V176H13V174H17L16 176H17V179L19 180L20 179V181H19V184H20V186H21V188H22V185L24 186V184H22V183H25L26 182V185L23 187L24 188V192H22L21 190L23 189H21V188H19V189H13L14 188V185H16V184H14V183H12V181H14L15 179H16V176H15V179H14V176L13 177H11ZM100 171H98V172H100ZM104 171V170H103ZM107 171V170H106ZM105 171V176L103 175V173L104 172H100L101 174L100 175H103L104 177H102V176H100V178L102 179L103 178V180L105 179H107V178H109L108 176L109 175H107V172ZM120 171V170H119ZM184 171V170H183ZM190 172V173H194V172ZM206 170H204V171H202V172H200L201 173V175H202V177H201V175L199 176V172L197 173V176H196V174L194 173V175H195V179L196 180H198V178L199 177H201L202 178V180L204 179V180H207V177H209V175L207 174L208 172H211V171H206ZM234 171V173H232ZM236 171V172H235ZM112 171H110V173H111ZM118 172V171H117ZM145 172V171H144ZM238 172V173H237ZM243 172V173H244ZM28 175H27V174ZM95 173V174H94ZM109 173V172H108ZM113 173V174H114ZM124 173L125 172H123V173H121V174H123L124 175ZM181 173H183V172H181ZM187 173V172H186ZM202 173H204V174H202ZM212 173V172H211ZM229 173V174H228ZM237 173V174H236ZM251 173V174H250ZM38 175V177H37V175ZM140 174V173H139ZM230 174H231V176L232 177H229L230 176ZM233 174V175H232ZM246 174V173H245ZM25 175L27 176L26 177V179L24 178V180H27L28 179V177H29V180H27V181H24L23 180V177H25ZM45 176H46V174H44ZM62 175V176H61ZM116 175H114V176H116ZM118 175H119V173H118ZM123 175H119V177L118 176H116V177H118L119 179H120V181H121V184L120 185H122V176ZM183 175V174H182ZM181 175V177H183ZM203 175H205V176H207L206 178H204V176ZM214 174H212V178L211 179H214L213 176ZM64 176V177H63ZM99 176H98V178H99ZM113 176V177H114ZM34 177V178H33ZM35 177H37V178H35ZM106 177V178H105ZM110 177H111V175H110ZM186 177V176H185ZM184 177V178H185ZM191 177V176H190ZM198 177V178H197ZM53 178H55L54 180L55 181H58V183L57 182H54L53 181ZM152 178V177H151ZM12 179V180H11ZM14 179V180H13ZM31 179V180H30ZM34 179H38V181H35V183H33V181H34ZM57 179V180H56ZM111 180H113L114 178H110ZM109 179V180H110ZM187 178H185V180H186ZM191 179V178H190ZM192 179H194V177L192 178ZM200 179V178H199ZM244 179V178H243ZM102 180V181H103ZM104 180V181H105ZM109 180H106L105 182L107 183V182H109L110 183V181ZM167 180V179H166ZM184 180V179H183ZM188 180V179H187ZM201 180V179H200ZM24 181V182H23ZM54 183H53V182ZM157 181V180H156ZM182 181V180H181ZM189 181H191V180H189ZM188 181V182H189ZM192 181H194V180H192ZM222 181V183H224ZM12 184H11V183ZM15 183L17 182L16 180L14 181ZM20 182H22V183H20ZM39 182V184H36V183H38ZM97 183V185H94V186H96V190L97 191H95L94 189H95V187L94 186H92L91 185V183ZM112 182V181H111ZM125 182V181H124ZM129 182V181H128ZM152 182H154V181H152ZM219 182V181H218ZM229 182H231L230 184H227V183H229ZM100 185H99V184ZM109 183H107L108 185H109ZM182 183H185V184H188V183H186V182H182ZM191 183V182H190ZM194 183V182H193ZM202 183H203V185H204V187H203V185H202ZM220 184H221V186L223 187V185H225V183L222 185V183L221 182H219ZM246 183V182H245ZM107 184H105L106 186H104V187H107V189H108V191H109V189H110V192H111V186H107ZM155 184V183H154ZM248 184V183H247ZM13 185V186H12ZM18 185V184H17ZM53 185V186H54ZM71 185V186H70ZM99 185V186H98ZM110 185H112V184H110ZM169 185V184H168ZM196 185L195 186H193V187H195L196 188ZM34 186V187H35ZM60 186H58L59 188H60ZM157 186V185H156ZM171 186V185H170ZM212 186H214V187H212ZM228 186V187H229ZM11 187H13V188H11ZM16 187V186H15ZM50 189H49V188ZM72 187H74V188H78V189H73V190H75V191H71L72 189L71 188ZM93 187V188H92ZM100 187H102L103 189H102V191L103 190H105L106 191V188L104 189V187L103 186H100ZM114 187V186H113ZM246 187V186H245ZM25 188H28L29 190H30V192L28 191V189H27V192L25 193ZM173 188V187H172ZM201 188H196L195 190H201ZM11 189H13V191H16V193L18 192V190L19 191H21V196H22V198H21V196L17 193V195H19L20 196V199L18 198V197H16L17 195H16V193H14V192H12L11 191ZM45 189V190H46ZM121 189H122V187H121ZM120 189V190H121ZM144 189V188H143ZM176 189V188H175ZM49 190H52L51 192H49ZM92 190H94V191H92ZM142 190V189H141ZM206 190V192H209V191H207V189H205ZM232 192H231V191ZM244 190V191H243ZM41 191H43V188H42V190ZM40 191V192H41ZM59 191V192H58ZM80 191V190H79ZM102 191H100V192H102ZM108 191L107 192H105L104 194H99V191L97 192V194L95 193L94 194V197L95 196H97L98 194V197L99 198H95L94 199V197L93 198H91V200H93L94 199V201H96V200H99V199H101L100 198V195H102V197H103V195H107V193H108ZM114 191V189L112 190V192ZM144 191V190H143ZM193 193H194V188H193ZM240 191H242V197H244V198H242V199H240L241 198V193H240ZM117 192V191H116ZM121 192V191H120ZM198 193H200V191H197ZM202 192V191H201ZM239 193V196H240V198L238 197V193ZM14 193V194H13ZM24 194V196H23V194ZM31 193V194H30ZM53 194V195H51V194ZM58 193V194H57ZM74 193H75V195H74ZM114 193V192H113ZM11 194H12V196H11ZM39 194H37V195H39ZM48 194V197L47 196H45V195H47ZM117 194V193H116ZM122 194V193H121ZM121 194H119L120 196H121ZM123 194H125V193H123ZM123 194H122V196L121 197H118V198H122V197H124L123 196ZM201 194H203V193H201ZM210 194V193H209ZM225 194V196H223ZM236 196L237 195V197L240 199H238V198H236V197H234V195ZM249 194V195H248ZM16 195V196H15ZM77 195L80 197V196H82V200H81V198L79 199L78 197H77ZM114 196L113 197H115V198H113V199H116V201L118 200L117 199V197L115 196V193L113 194ZM118 194H117V196H119ZM191 195H192V197L193 196H196V195H194V194H192V192H191ZM199 195V197H200V194H198ZM197 195V196H198ZM216 195V194H215ZM28 196V197H29ZM60 196V195H59ZM74 196H76L75 198H74ZM104 196V197H105ZM133 196H135V195H133ZM202 196V195H201ZM207 196V195H206ZM262 196V195H261ZM45 197H47L46 199H45ZM57 196H55V198L54 199H57V200H60V198L58 199V198H56ZM61 197V196H60ZM108 197V196H107ZM130 197V196H129ZM132 197V196H131ZM203 197V196H202ZM204 197H205V195H204ZM203 197V199H205ZM210 197V196H209ZM217 197V196H216ZM259 197V196H258ZM106 198V197H105ZM109 198H111V197H109ZM125 198V197H124ZM215 198V197H214ZM229 198V199H230ZM234 198L235 199H237V200H239V201H237V200H235L234 201ZM246 198V199H245ZM264 198V197H263ZM30 199V198H29ZM52 199V198H51ZM54 199H53V204L56 202V200H55V202H54ZM62 199V198H61ZM62 199V201H57L58 203V205L60 204L59 202H63L65 199H67V198H65L64 200ZM70 199V198H69ZM68 199V200H69ZM107 199V198H106ZM130 199V198H129ZM128 199V203H127V198H126V200H124L123 198H122V203H123V205L122 206H124L123 208L124 209H127V208H131V207H133L134 208V205L135 204H133V206L131 205L132 203H131V201ZM202 199V200H203ZM210 199V198H209ZM222 199V201H223V198H221ZM228 199V200H229ZM251 199H253V200H251ZM31 200V199H30ZM30 200H28V198H27V201H26V198H25V201L26 202H23L24 204V206H25V204L27 203V205H28V203H31V204H33L32 203V200L30 201ZM91 200H89V201H91ZM102 200V199H101ZM105 200V199H104ZM108 200V199H107ZM110 200V199H109ZM108 200V201H109ZM132 200V199H131ZM139 200V199H138ZM138 200H136V201H138ZM210 200H212V199H210ZM219 200V199H218ZM231 200H230V202H231ZM249 200H250V203H251V205H249L250 203H249ZM85 201V204L87 205L88 203L90 204V202H86ZM107 201V202H108ZM111 201V200H110ZM113 201H115V200H113ZM119 201V200H118ZM117 201V202H118ZM121 201H119V202H121ZM135 201V202H136ZM205 201V200H204ZM206 201H207V199H206ZM214 203L216 204V203H218V206H220L219 205V202H216L217 201V198L216 199H214ZM245 201V202H244ZM257 201H258V199H257ZM256 201V202H257ZM14 202H16V201H14ZM18 202H16L17 203V205L19 204ZM39 202V201H38ZM37 202V204L34 202V206L35 205H37V207H38V205H41V204H43V202H41L40 201V204ZM98 202V201H97ZM102 202V201H101ZM105 202V201H104ZM104 202H103V205H104ZM107 202H105L106 203V206H107ZM133 203H134V201H132ZM149 202V201H148ZM201 202H203V201H201ZM221 202V201H220ZM229 202V201H228ZM244 202V203H243ZM63 203H65V201L63 202ZM110 203V202H109ZM114 203H116V202H114ZM129 203H130V205H129ZM211 204H212V206L214 207V208H216L215 206H214V203H212V202H210ZM20 204H21V202H20ZM51 204H52V202H51ZM52 204V205H53ZM56 204V203H55ZM69 204V205H70ZM84 204V203H83ZM82 204V205H83ZM95 204V208L93 207V210L94 209H96V205L98 206V208H99V206L101 205V203H100V201L96 204V203H94ZM93 204V205H94ZM99 204V205H98ZM121 204V203H120ZM125 204V205H124ZM129 206H128V205ZM151 204V203H150ZM210 204V205H211ZM226 204H227V202H225L224 201V205L226 206ZM245 204V205H244ZM26 205V206H27ZM62 206H65L66 208L65 209H67L68 207L66 206V205H64V204H61ZM91 205V204H90ZM90 205H88V206H90ZM113 205V204H112ZM115 205H117L118 207H116V209H114V210H117V208H119V204H115ZM114 205V206H115ZM128 207H127V206ZM137 205V204H136ZM146 205V204H145ZM148 205V204H147ZM153 205V204H152ZM253 205V206H252ZM256 205H257V203H256ZM261 205V204H260ZM259 205V206H260ZM264 205V204H263ZM20 206V205H19ZM29 206H30V204H29ZM42 206H44V205H42ZM55 206H57V205H55ZM61 206V207H62ZM72 206V205H71ZM87 206V207H88ZM92 206V205H91ZM90 206V207H91ZM235 206V205H234ZM234 206H233V209H235L234 208ZM239 206H241L240 208H239ZM250 206L252 207V208H250ZM58 207H60V206H58ZM87 207H85L84 205H83V211H85L86 209L85 208H87ZM103 207H105V206H103ZM121 207V206H120ZM141 207V206H140ZM154 207V206H153ZM213 207H211L212 208V210H213ZM264 207V206H263ZM40 208V207H39ZM52 208H53V206H52ZM56 208L57 207H54L53 209H51V210H54L55 209V211H56ZM64 208V207H63ZM109 208H111V206L109 207ZM109 208H101L100 207V209H104L103 210V212H105V209H106V211H108L107 209H109ZM114 207H112V209H113ZM148 208V207H147ZM243 208V209H242ZM60 209V208H59ZM81 209V208H80ZM112 209H109V214L112 212V211H114V210H112ZM120 209V208H119ZM122 209V208H121ZM120 209V210H121ZM136 208H134V209H132L131 208V213H132V210L134 211L133 212V214H131V213H129V210L127 209V211L126 210H124V212L126 211L127 213H129L128 215L129 216H131V217H135V216H133V215H135V214H137L136 212V210H135ZM139 209V208H138ZM152 209V208H151ZM217 209V208H216ZM216 209H215V212H216ZM219 209V208H218ZM232 209V210H233ZM14 210V211H13ZM58 210V209H57ZM60 210H62V211H64L63 209H60ZM60 210H58V211H60ZM82 210V209H81ZM90 210H92L91 208H90ZM89 210V214L93 211H90ZM111 210V211H110ZM123 210V209H122ZM150 210V209H149ZM153 210V209H152ZM166 210V209H165ZM244 210V211H243ZM252 210H253V212H252ZM258 210V209H257ZM256 210V211H257ZM87 211H88V208H87ZM87 211H85L84 212V214H83V217H84V220H88V222L90 223V222H94V219H95V221H97V222H95L96 223V225H98L99 226V223L101 224H103V222L102 221H104V225H105V227L108 225L109 226V224H110V226H111V224H113V222L111 221V223H110V220H108V218H103V220L101 219V216L98 218V216L99 215H101V212H100V214H98V212L95 214V211H93L91 214H93L92 216H91V214L89 215L88 214V217H93V219H88L87 218V216H86V214L88 213ZM136 211V212H135ZM214 211V210H213ZM245 211H247V212H245ZM261 211H262V209H261ZM57 212V211H56ZM55 212V213H56ZM69 212V214H67V215H70V213H72V212H70V211H68ZM67 211L66 212H64L65 214L64 215H66V213H68ZM118 212H119V210H118ZM121 212V211H120ZM124 212H122L123 214H124ZM125 212V213H126ZM151 212V211H150ZM156 212V211H155ZM163 212H164V210H163ZM166 213H167V211H165ZM190 212V211H189ZM189 212L187 213V216L189 215ZM223 212V211H222ZM222 212H220V213H222ZM231 212H233L234 213V211H231ZM44 214H45V212H43ZM61 213V215H60V217L63 215L62 213L63 212H60ZM106 213V212H105ZM117 213V212H116ZM127 213H126V215H127ZM135 213V214H134ZM186 213V212H185ZM236 213V212H235ZM239 213V214H240ZM259 214H260V212H258ZM24 214H25V209H24ZM24 214H22L21 213V215L23 216ZM44 214H40L41 216H43ZM80 214H82V213H80ZM112 214H114V213H111V215ZM154 214H156V213H154ZM225 214V213H224ZM244 214H241V217L244 215ZM11 215L12 216H14L13 218H16L17 220H13V219H11ZM17 215H18V213H17ZM21 215H19V216H21ZM26 215H28V212H27V214H25V217H26ZM32 215V214H31ZM66 215V217L65 216H63V218L65 219H67V220H64V221H66V223L68 222V217H70V216H67ZM97 217H96V216ZM104 215V214H103ZM107 215V213L104 215V216H106ZM111 215H109V218H110V216ZM128 215H127V219H129L128 218ZM167 215V214H166ZM233 215V214H232ZM237 216V214H234V216ZM45 216V215H44ZM71 216H73V214L71 215ZM156 216H157V214H156ZM168 216V215H167ZM185 216H186V214H185ZM220 216H221V214H220ZM245 216V215H244ZM244 216H243V218H244ZM247 216H245L246 218H248ZM252 216V217H253ZM259 216V215H258ZM24 217V218H25ZM48 217V216H47ZM50 217V216H49ZM131 217H130V222L127 220L126 221V223H125V221H124V223H125V225H123V226H125V228L122 226L120 229L122 230V228H123V230L124 229H128V231H129V229L132 227V226H130L131 225V222L132 221H138L137 220V218L135 217L134 219H132L131 220ZM188 217H191V218H189V219H187ZM188 217H186V219H184V222H186L185 220H187V225H186V228L184 229V227H185V224H184V227H183V229L181 228L180 229V231H184L185 232V230H186V232H190L191 233V230L190 229H192V233L194 234V232H195V234L196 233H198V231L200 230V227L202 226V228H201V230H200V234H201V231H207L208 233L210 232L209 230H212V229H209V225L207 226L208 228H206V227H204V223H202V225L200 226V224H201V222H198L197 224H199L198 226H200V227H198V226H196L197 224H195L194 222L195 221H193L192 222V220H193V218H192V216H191V214H190V216H188ZM27 218V217H26ZM41 218H44V217H41ZM71 218V217H70ZM73 218V217H72ZM71 218V219H72ZM79 218V217H78ZM87 218V219H86ZM111 218H113V217H111ZM243 218L241 219V220H243ZM254 218V217H253ZM253 218H249V219H247V221L246 222H248L249 220V222H248V224L246 223V227H238L237 226V228L234 226V221L236 220H233V221H230L231 219H228V216H227V218H225V219H227L226 221H225V219L223 218V221L222 220H220L221 222H219L220 224H221V226H222V224H224V225H226V227L228 228L229 226H230V224H231V222H234V223H232L233 224V227H232V229L233 230H230V228H228L227 230H226V228L224 227V225L221 227V230L219 229V230H212V231H214V233H209V234H212V235H210L209 236V234L208 233H206V232H204V237L202 236H197V234L195 235V236H197V237H199L198 239L197 238H195L194 237V239H193V237L192 236H194V235H192V233L190 234H188L189 236H187V233H185L186 234V237L187 238H189L190 236L192 237H190L191 238V240H196V241H193L194 243H198L197 241H199L200 243H201V241H202V243L200 244L201 245V247L203 246V249L205 250V249H207V251H239V253H240V251L242 252V251H246L245 253L247 254L246 256L248 257V255L250 254H248L247 253V251H251V252H253V251H262V253L264 252V230H261L259 227V225H257L256 223H259L256 219H254L253 220ZM256 218V217H255ZM260 219H261V217H259ZM34 219H36V218H34ZM99 219V220H98ZM105 219H106V221H105ZM151 219V218H150ZM191 219V220H190ZM12 220L14 221L13 223L16 225V223H17V221H18V224H19V226L18 225H16V226H18V227H20V225H21V228L22 227H26L25 228V230L23 231L22 230V232H20V234L18 233V232H16V231H14V232H16L17 234H19L20 236H16L15 235V233L14 234H12L11 233V226L12 227H14V224H11L12 223ZM22 220H23V223H22ZM28 220H29V218H28ZM38 220V219H37ZM54 220V219H53ZM74 220H75V218H74ZM90 220H92V221H90ZM116 221H118L119 219H115ZM200 220V219H199ZM228 220H229V222H228ZM244 220H245V218H244ZM243 220V221H244ZM252 220V221H251ZM255 220L257 221V222H255ZM19 221H21V223L19 222ZM35 221V222H34ZM39 221H40V219H39ZM49 221V220H48ZM77 221V220H76ZM101 221V222H100ZM114 221V220H113ZM116 221H114V224L115 223H117ZM155 221V220H154ZM189 221H191L192 223H190ZM202 221V220H201ZM237 222L239 221V219H237L236 220ZM263 221V220H262ZM16 222V223H15ZM69 222H70V220H69ZM69 222H68V224H69ZM73 222V221H72ZM79 222V221H78ZM77 222V223H78ZM81 222V221H80ZM120 222H121V220H120ZM153 222V221H152ZM188 222H189V225H188ZM216 222V221H215ZM214 222V223H215ZM226 224H225V223ZM53 223H54V221H53ZM52 222H51V224L52 225H54ZM71 223V222H70ZM76 223V222H75ZM127 223H129V225L127 224ZM139 223V222H138ZM134 224L133 225V227H132V229L134 228V229H136L137 227H135L136 225L138 226V228H139V231L140 230H144V228H145V230H147L148 231V229H146L148 226L147 225H145L146 223H142V224H144V225H142V224H140V225H142L141 226V228H140V226H139V224ZM161 223V222H160ZM164 223V222H163ZM166 223V222H165ZM193 223L195 224L194 226H193ZM219 223H217V225L219 224ZM239 224L241 223L240 221L238 222ZM31 224H32V227H31ZM38 224V227L36 226L35 227V225H37ZM59 223H57V225H58ZM81 224V223H80ZM83 224H86V221H85V223H83ZM113 224V225H114ZM151 224V223H150ZM154 224V227H156V225L157 224H159V221L157 222V224L156 223H153ZM168 224V223H167ZM167 224H166V226H167ZM209 224V223H208ZM220 224L218 225V226H220ZM231 224V225H232ZM237 224V223H236ZM238 224V225H239ZM251 224V225H250ZM22 225H30V226H28V228H27V226H22ZM40 225V226H39ZM69 225H72V223L71 224H69ZM75 224L73 223V226H74ZM92 224H90V225H88V224H86L85 226H87V227H89V228H91L92 226H91ZM94 223H93V226H96ZM103 225V226H104ZM117 225V224H116ZM122 225V224H121ZM121 225H119V226H121ZM162 225V224H161ZM165 225V224H164ZM161 226V227H164V229L163 228H161L160 226H158V227H156L157 229H159V227H160V229H163L164 231L162 232L160 229V232H162V235L164 236L163 238H162V236H161V234H160V237H161V239H162V242H163V240H164V238L165 239H172L171 241H172V243L174 244H171V242H170V251H176V247L175 246H177V243L179 244V242L178 241H176V240H178V239H175L174 241H173V238H176L177 237V234L175 233V231H173L175 234L174 235H172L173 234V232L171 231L172 229V227H171V225H170V227L169 226H167L168 227V229H167V227H165V226ZM182 225V224H181ZM190 225H192L191 227H190ZM215 225H216V223H215ZM229 225V226H228ZM249 225V226H248ZM56 226V225H55ZM72 226V227H73ZM82 226V225H81ZM101 226V225H100ZM99 226V227H100ZM102 226V227H103ZM110 226H109V230H110ZM128 226V227H127ZM143 226H145L144 228H143ZM147 226V227H146ZM174 226V225H173ZM177 226V225H176ZM189 226V227H188ZM35 227V228H34ZM48 227V226H47ZM62 227V226H61ZM60 227V231L61 232H59L58 231V234H56L55 235V233H53L54 234V236L59 240V242H60V240H61V242L60 243H63V244H65V243H67L66 241V239L64 238V236H63V234L62 233H65V232H62V228ZM75 227V226H74ZM73 227V229L74 230H76L77 228H79L80 227V225H78V227L75 229ZM87 227H86V230L88 231L87 233H88V235H90L89 234V232H92V231H94V230H90L89 231V229H87ZM130 227V228H129ZM193 227V228H192ZM198 227V230L196 229V228ZM204 227V228H203ZM231 227V226H230ZM21 228H20V230L18 229L17 231H21ZM31 228V230H29ZM34 228V229H33ZM45 228V227H44ZM43 228V229H44ZM57 228V227H56ZM56 228H54V229H56ZM82 228H83V226H82ZM94 228V227H93ZM96 229H98V227L96 226L95 227ZM101 228V227H100ZM104 228V227H103ZM114 229V227H112L111 226V229ZM119 228V227H118ZM117 228V229H118ZM149 228V227H148ZM165 228L168 230H166L165 231ZM170 228V229H169ZM177 228H178V226H177ZM188 228V229H187ZM190 228V229H189ZM210 228H212V227H210ZM220 228V227H219ZM13 229V228H12ZM15 229V228H14ZM28 229V230H27ZM59 228H57L56 230H58ZM95 229V230H96ZM107 229H108V227H107ZM107 229H103V230H101V231H103V232H101V231H99V232H101V233H104V230H107ZM112 229V233L109 231V230H107V233L106 234H108L107 236L105 235V233H104V235L103 236H105L104 238H103V240H102V234L100 233L99 235H98V237L100 236V238H98V239H100V240H98L97 238V240L98 241H100V243H103V242H105L104 243V246H105V244L107 245V246H109V247H113V246H115L114 248L115 249H117V247L119 246L120 248L119 249H117V250H119V251H123V249H125L126 248V243L128 244V242H130V244L127 246L128 247V249L126 248V250L128 251L129 249H137V250H139L140 248L143 250V251H145L143 248H146V247H148L147 245H149V242H147V241H149V240H152L151 241V244H153V245H155L156 244V242H155V240H154V238L155 237H157V239L159 238V232H157L158 234L156 235V236H153L152 235V233L150 232V233H148V232H146L145 230V233L148 235L147 237H145V238H148V240L146 241L145 240V242H147L148 244L146 245V247H144L143 246V248H142V245H145L144 243V241H142L141 242V239H145V238H139V240H132L131 239V237H130V239L129 240H127L126 239V235H125V237H124V234H121L120 232H122L120 229V231L118 232V231H115V229L113 230ZM130 230V232H129V236L130 235H132L133 234V238L136 236L135 235V233H132L131 234V231L133 232H135V230ZM150 229V228H149ZM157 229H155L156 231H157ZM174 229V228H173ZM194 229H196V231L194 230ZM206 229H208V230H206ZM16 230V229H15ZM47 231H43L42 230V232H44V233H42V234H44V235H50V233H46V232H52V231H50V230H52L51 228H47L46 229ZM83 230H85V227L82 229V231ZM137 230V229H136ZM179 230V229H178ZM188 230V231H187ZM190 230V231H189ZM225 230V231H224ZM230 230V231H229ZM38 231V232H37ZM78 231H80V232H82L81 231V229L79 230L78 229ZM96 231H98V230H96ZM96 231H94V232H96ZM109 231V232H108ZM114 231V232H113ZM128 231L127 230H125V232H123V233H128ZM138 231V230H137ZM136 231V232H137ZM144 231H143V233H144ZM169 231H171V232H169ZM177 231V230H176ZM182 231V232H183ZM194 231V232H193ZM56 233H57V231H55ZM76 232V231H75ZM80 232H78V233H80ZM85 232V231H84ZM94 232H92L93 234H94ZM116 232V234L118 235V236H116V234H113V233H115ZM141 232V231H140ZM164 232H168V234H166L167 235V238L165 237L166 235H164ZM142 233V234H143ZM145 233L142 235V236H144L145 235ZM24 234V233H23ZM33 234V235H34ZM39 234V235H40ZM70 234H72V232L70 233ZM111 234H113V235H111ZM150 234H151V236H153V239H150L151 237H149L150 236ZM203 234V233H202ZM48 235L45 237H43L44 239H47V241L49 242V240H50V245L51 246H54V244L52 243L53 241H55V237H53V235H51L53 238H48ZM73 235V234H72ZM71 235V236H72ZM79 236H80V234H78ZM122 235V236H121ZM128 235V234H127ZM155 235V234H154ZM168 235H170V237H168ZM183 236H185L184 235V233L182 234ZM181 235V236H182ZM199 235V234H198ZM43 235H41V237H42ZM92 236V235H91ZM97 236V235H96ZM119 236H121L120 237V240L122 239V240H124V239H126L127 240V242L125 243V242H122L123 244H125V246H122V247H124V248H122L121 247V245H123V244H119V243H117L116 242V237H119ZM129 236H128V238H129ZM141 236V237H142ZM146 236V235H145ZM173 236H175V237H173ZM32 237V236H31ZM37 237V236H36ZM34 238L35 240L36 239H38V240H36L37 241V243H38V245H39V248H40V246H42L43 247V245H45V246H47V251L46 252H51V253H53V251H51L50 249H48V242H43V243H45V244H43L42 243V240H41V238ZM66 237V236H65ZM93 237H95V234H94V236ZM179 237V240H182V243H181V248L179 247V249H181V250H179V251H186V249H193V247L192 246H194V243L192 242L191 244H189V242H191V240H186V239H184V238H186V237H182V239L180 238V236H178ZM201 237V238H200ZM27 238V239H26ZM42 238V239H43ZM64 238V239H63ZM81 238V237H80ZM91 238L92 237H89V240H91ZM205 238H207V240L205 239ZM39 239H40V241H39ZM53 239V240H52ZM156 239V238H155ZM161 239H158V240H161ZM207 241H205V240ZM66 240V241H65ZM78 239L75 237V236H72L71 237V239H68V243L67 244H65L64 246H62L63 244H60V246H62L63 247V249H62V251H67V252H70L69 250V248L72 246V243H74V242H76ZM118 240V239H117ZM120 240H118V241H120ZM201 240V241H200ZM83 240H81V241H79V243H81V246H82V243L84 244V242H82ZM92 241H93V238H92ZM96 241V240H95ZM95 241H93L94 243H95ZM98 241H96V242H98ZM165 241V240H164ZM168 241V240H167ZM170 241V240H169ZM175 241L177 242V243H175ZM204 241H205V243H204ZM34 242V241H33ZM39 242H41V243H39ZM59 242H57V244L59 243ZM144 242V243H143ZM153 242H155V243H153ZM162 242L160 241H158L157 242V244L155 245V246H159V247H161L163 244L164 245H166V243H168V242H166V243H164L163 242V244H162ZM53 245H52V244ZM77 243H78V241H77ZM78 243V245H80ZM93 243V245H92V242L90 243L91 244V248L92 249H86V254H87V252H88V256L86 255V254H84L83 253V255H86L88 258H86L87 260H85L84 258L82 259V258H80L79 256H81V253H82V250L84 249L83 247V249L81 248V247H79V251H80V249H81V253L78 251V254L76 255L75 253H73V255H75V256H77V258H78V260H83V262L81 263H79V264H86L87 263V261H88V263L89 262H91L90 264H100V262L98 261L99 259H98V257L100 258V256L97 254L100 250L98 249L97 250V253H95V251L96 250H94L93 248H94V245H95V247L97 246V243L96 244H94ZM100 243H98V244H100ZM141 243V244H140ZM158 243H159V245H158ZM160 243L162 244L161 246H160ZM34 244V246H33V249H34V247H36V248H38L37 246L38 245H36L35 246V243H33ZM87 244V243H86ZM89 244V245H90ZM136 244H138L137 246H136ZM205 244H207V246L205 245ZM59 245V244H58ZM58 245H55L56 246V248H57V246ZM88 245V246H89ZM101 245H103V244H100V246L98 245V247H100L101 248V250L102 249H104V250H102V251H107V250H109V249H105V247H103V246H101ZM136 246V247H139V245L141 246L140 248H133V246ZM152 245V246H153ZM168 245V244H167ZM199 245V246H200ZM84 246V245H83ZM87 246V245H86ZM93 246V247H92ZM132 248H131V247ZM152 246H150V247H152ZM172 246H174V248H175V250H171V249H173V247ZM196 246V245H195ZM61 247V248H62ZM103 247V248H102ZM108 247V248H109ZM111 247V248H112ZM177 247V248H178ZM204 247H206V248H204ZM29 248V249H28ZM35 248V249H36ZM154 248V247H153ZM152 248V249H153ZM156 249H158L157 247H155ZM162 248V247H161ZM160 248V249H161ZM164 248V247H163ZM169 248V247H168ZM168 248H167V251H169L168 250ZM195 248H197V247H195ZM57 249H59V247L57 248ZM56 249V250H57ZM148 249H150V248H148ZM155 249V250H156ZM38 250V249H37ZM40 250V249H39ZM43 250V249H42ZM50 250V251H49ZM88 250V251H87ZM92 250H94V252L92 251ZM111 250V249H110ZM132 250H130V251H132ZM133 250V251H134ZM146 250H147V248H146ZM154 250V251H155ZM193 250H195V249H193ZM203 250V251H204ZM12 251V252H11ZM113 251V250H112ZM111 251V252H112ZM115 251V250H114ZM136 251V250H135ZM140 251V250H139ZM159 251V250H158ZM164 251V250H163ZM179 251H177V252H179ZM198 251V250H197ZM196 251V252H197ZM37 252V251H36ZM59 253L57 254L58 255V259H57V262H58V260H59V256L61 255V258H60V260H65V258H63V256H62V254L60 253V251H58ZM65 253V255H67L68 256V259H69V256L70 255H68V254H72L71 252L70 253ZM84 252V251H83ZM90 252H91V254H90ZM255 252H253V253H255ZM11 253L13 254V257L14 258H12L11 257ZM63 253V252H62ZM79 253H80V255H79ZM92 253H95L96 255H97V261H98V263H97V261H96V258H94L93 256L95 255H93ZM137 253V252H136ZM204 253V252H203ZM231 253V252H230ZM244 253V252H243ZM244 253V254H245ZM252 253V254H253ZM260 252H258V254H259ZM37 254V253H36ZM42 254V253H41ZM197 254H198V252H197ZM222 254V253H221ZM220 254V255H221ZM225 254H228V253H225ZM244 254H242V256L244 255ZM44 255H48V254H46V253H44ZM73 255H71L72 257H73ZM91 255H93V256H91ZM108 255V254H107ZM180 255H181V253H180ZM200 255V254H199ZM214 255H215V253H214ZM217 255H219V254H217ZM236 255V254H235ZM235 255H234V257H235ZM240 255H241V253H240ZM254 255V254H253ZM256 255V254H255ZM260 255H264V253L263 254H260ZM20 256V255H19ZM54 256H56V255H54ZM70 256V257H71ZM182 256V255H181ZM195 256V255H194ZM202 256V255H201ZM229 256H231L232 257V255L231 254H229ZM236 256H238V255H236ZM250 256H252V255H250ZM29 257V258H28ZM57 257V256H56ZM66 257V256H65ZM81 257H83V256H81ZM89 257H93L92 259H89ZM162 257V256H161ZM165 257V256H164ZM164 257H162V258H164ZM173 257V256H172ZM211 257H212V255H211ZM214 257V256H213ZM227 257V256H226ZM239 257V256H238ZM237 257V258H238ZM247 257H245L243 260V262H245V259H246V262H250V260L247 258ZM43 258V257H42ZM67 258V257H66ZM77 258L75 257V258H70L71 259V261H73V259L74 260H76L75 262L78 264V260H77ZM233 258V257H232ZM232 258H231V260H232ZM236 257L235 258H233V259H236L237 261H236V263H235V261L234 260H232L235 264H238L237 262H238V260L240 261V258L239 259H237ZM242 258V257H241ZM11 259H12V261H14V263L11 261ZM25 259V257L22 259V260H24ZM26 259V260H27ZM100 259H102V258H100ZM181 259V258H180ZM180 259H179V261H180ZM184 259V258H183ZM197 259V258H196ZM221 259V258H220ZM226 259V258H225ZM230 259V258H229ZM228 259V260H229ZM26 260H25V262H26ZM27 260V261H28ZM37 260V259H36ZM60 260H59V263H60ZM67 260V259H66ZM80 260V261H81ZM84 260H85V262H84ZM93 260V261H92ZM199 260H200V258H199ZM212 260V259H211ZM227 260V259H226ZM225 260V261H226ZM230 260V261H231ZM247 260H249V261H247ZM46 261V260H45ZM68 261V263H69V260H67ZM67 261H66V264H67ZM101 261V260H100ZM184 260H182L181 261V263L183 262ZM195 261V260H194ZM201 261V260H200ZM223 261V260H222ZM12 262V263H11ZM48 262V261H47ZM62 262H64V261H62ZM74 262V263H75ZM164 262V261H163ZM178 262V261H177ZM176 262V260H175V263H177ZM186 262V261H185ZM209 262H214V261H210V260H208V263ZM227 262V261H226ZM258 262H259V260H258ZM20 264H22L23 263V261H21V262H19ZM30 263V262H29ZM42 263V262H41ZM73 263V262H72ZM71 263V264H72ZM73 263V264H74ZM75 263V264H76ZM196 263V262H195ZM202 263V262H201ZM225 263V262H224ZM231 263V262H230ZM229 263V264H230ZM260 264L262 263V262H259ZM25 264H28V262L27 263H25ZM37 264H40V261L37 263ZM43 264V263H42ZM121 264V263H120ZM183 264V263H182ZM200 264V263H199ZM240 264H242V263H240ZM245 264H247V263H245ZM254 264V263H253Z\"/></svg>", "mask_w": 264, "mask_h": 264}, {"label": "rangeland", "instance_id": "obj_2", "mask_svg": "<svg viewBox=\"0 0 264 264\" xmlns=\"http://www.w3.org/2000/svg\"><path fill=\"white\" fill-rule=\"evenodd\" d=\"M4 1V2H3ZM14 2H17L18 1V5H19V3H23V1H25L24 2V4H26V3H28L29 2V0H13ZM12 1V2H13ZM20 1V2H19ZM48 1H50L51 2V0H48ZM83 1H87V0H83ZM117 1V0H116ZM146 1V0H145ZM151 1H153V0H151ZM151 1H149L150 2V4H151ZM156 1H159V0H154L153 2H154V4H155V6L157 5V6H159V4H157V3H159L160 1L161 2H163V1H165V3H160L161 4V8H163V9H165V7H166V9L165 10H167V11H169V16L167 17L168 19H166V21L168 20H170L169 22H164L163 21V25L160 23V27H162L161 28V30H163V32H160L159 30H160V28H159V25L156 23V25L154 26V21L151 19V18H149L150 16H148L149 15V13L146 11V10H144L142 13L143 14H140V15H144V13L146 12V16L145 17H147L148 16V18L146 19L144 16L141 18V16L140 15H138L137 13H136V15H135V12H133L132 13V10H130V8L128 9L129 11V14H130V20H131V22H132V25H134V28L133 27H131L132 25H130L129 27H127L126 26V28H124V30L120 27V26H122V27H124L123 26V24L122 23H120V24H122V25H120V24H118V20H115L114 22H113V20L111 21L110 19H106V18H104V14H103V12L101 11L102 10V8H100V7H98L97 5H94L93 3H92V6H93V9H98V10H96V11H94L95 13H96V15H99L100 16V18H99V16H97L98 18H97V20H93V22L96 24V25H98V27H106V30H107V35H108V37H109V42H113V40H117L120 44H119V46H120V50L119 49H117V48H119V47H117V48H115V46L113 47L111 44H113V43H108V42H105V43H107V44H105L104 43V45L102 46V45H100V46H102V48H104V52H103V49L102 48H98V50L100 49V51H102L103 53H101L100 51H97V46H94V47H92V48H90V49H96V52L97 53H100V55H101V59L99 58H96L97 60H93V61H88V63H89V68L91 69V71H93V69H94V71L97 69H102L103 67L105 68V67H108L109 69H107L106 70V72H109L110 73V75L109 76H107V79L103 82V84L104 85H106L107 87H109V88H115V89H118V90H124V91H126L125 90V88H127V91L126 92H128V93H126V95H128L129 96V92H130V90L132 91H134L133 92V94H131L130 95V97L132 96V98H130V97H128L127 99H126V101H124V100H122V104H124V106H126V108H125V111H127L128 110V108H130V106L131 105H133V104H131L132 102H134L135 101V103H138V102H140L141 100H142V98H143V101H142V103H145L146 105H145V108H147V110H145V111H142V112H139V117L137 118L138 119V122H132V123H130V124H132V125H130V126H135V127H133L134 129L136 128V129H141L140 130V132L136 135L135 133H133V134H129V135H126V136H124L125 137V139H124V137L122 136L121 137V135H118L117 137L115 136V134H117L116 132L114 133V131L116 130V129H112L111 127V129H112V131H113V133H112V131L110 130V128L109 127H107L106 128V130H102V128L103 129H105V127H102V126H97V128L98 129H100V127H101V131H103V132H105V133H107L106 134V136H107V139H106V141L104 140V141H102V139L101 140H99L98 142H97V144H95V146H98V143H102V142H104V143H102L103 145H106L107 143V145L104 147L102 144H99V145H101V146H99V147H95L96 149L97 148H99L100 150H98V151H100V152H98L97 150V152L99 153V154H101V153H107V156L109 155L110 156V154H111V158L109 159L106 155H104V154H101V155H99L100 156V158H104V157H106L105 159L107 160V158H108V162L107 161H105V159H103L105 162H106V164H105V162L101 159L100 161H103L102 163H99V165L100 164H102L101 165V168H102V170L100 169V167H98L96 164L98 163L97 161V163H95L94 161V163L92 162V165L93 164H95L96 166H95V168H97V169H100V170H98V171H100V172H104L103 173V175L105 176V171L107 172V175H109L108 177L109 178H107L106 180H109L110 178H114L113 180H109L110 181V183L109 182H107V183H109V185L103 180V178L101 179L100 178V176H102V177H104L103 175H100L101 173L100 172H98L97 171V169L95 170V171H97V173H99L97 176H94L93 178H94V182H97L98 181V179H99V181H101L100 183L102 184V185H100L99 183V185L100 186H106L105 184H107V186L109 187V186H111V189L113 190L114 189V193H115V196L117 197V199L119 200V201H121L122 200V198L124 199V200H126V198H127V203L129 202L128 201V199L131 201V205L133 206V204H135L134 205V208H136L135 210L137 211H135L137 214H135V215H133V216H135L136 218H137V220L138 221H132L131 222V225L130 226H132L133 227V225L134 224H137L138 222V224H139V226H140V228H141V226L142 225H144V224H142V223H146L145 225H147L146 227V229H148V231L147 230H145V226H143V228H144V230L146 231V232H148V233H152V235L153 236H156L158 233L157 232H159V238L158 239H161V237H160V234H161V236H162V238L164 237L163 235H162V232L164 231L163 229H164V227H161V226H163L164 224V226L165 227H167V226H169L170 227V225H171V231L173 232V231H175V233L177 234V237L176 238H173V241L175 240V239H178V240H176V241H178L179 242V244L175 241V243H177V246H175L176 247V251H170V242H171V244H173L172 243V239H165L164 238V240H163V242L164 243H166V242H168V243H166V245H164L163 244V242H162V239L161 240H158L157 239V237H155L154 238V240H155V242L157 241H161L162 242V244L160 243V246L162 247H159V246H155L156 244H157V242H156V244L155 245H153V244H151V241L152 240H149V241H147L148 240V238H145V237H147L148 235L145 233V231L144 230H140L139 231V228H138V226L136 225L135 227H137L136 229L138 230H136V229H134L135 230V232L133 231H131V234L132 233H135V237L133 238L132 236H133V234L132 235H130L129 236V232H130V230H133L132 229V227L129 229V231H128V229H124L123 230V228H122V230L120 229L123 225H125V223H126V221L128 220L129 222H130V217L131 216H129L128 214L129 213H131L130 211H131V208L132 209H134L133 207H131V208H127L128 210H129V213H127L126 211H127V209H124L125 207L124 206H122L123 205V203H122V201L121 202H119L118 200V202L116 201V199H113V198H115V197H113L114 195V193L112 192V190H111V192H110V189H109V191H108V189H107V187H104V189L106 188V191L105 190H103L102 191V187H100L99 185V188H98V191H99V194H101L102 192V194H104L105 192H107L108 191V193H107V195L105 196V195H103V197H102V195H100V198L102 199H99V200H96V201H94V199L97 197V198H99L98 197V195L97 196H95L94 197V194L96 193L97 194V188H96V186H94V185H97V183H91V185L92 186H94L95 187V191H97V192H92L93 193V196L91 197V198H93L94 197V199L93 200H91V198L89 197V199H88V201H86L87 199L86 198H88V196H87V194L88 195H90L89 193H90V191H84L83 189H80L79 188V190L76 192L75 190L76 189H78L77 187L76 188H74V187H72L73 189H75V190H73L71 187V191H75L76 193H78V195H79V193L81 192L82 193V196H84L85 197V201L86 202H90V204L92 205H90L89 203L86 205L85 204V201L84 202H81V205L79 206L78 204H80V203H78V201H76V203H75V205H76V208L75 207H73V204H70L71 202H75L74 200H71V199H73V195L72 196H67V197H65V198H67V199H63V197H62V195L61 194H59V195H55L56 194V190H58V189H60V192L62 191V186H60V185H58L59 183H60V178H62V177H59V175H60V173H64V172H61L60 170H58V173H54V172H52L51 170H49V168H48V170L45 168V170H47L48 172L49 171H51L52 173H53V175L55 174L56 176H58L57 177V179H58V181H59V183H58V181H55L54 179L56 178L55 176H50L49 174L51 173H48L47 171H45V173H40V175H42V176H44V178L45 177H48V175L52 178V177H55V178H53V181L54 182H57L58 184L57 185H54V184H52L50 181L52 180V179H50V180H46V179H44V178H42V176L40 177V175H39V177H38V175H37V177H38V179L40 180V182H42V183H40V187H41V189H40V187H39V189H40V191L42 190V188H43V191H39V193L41 194L42 192H43V194H46V192L48 193V191H47V189H46V187L47 186H49L48 184L50 183V184H52V185H50V187L52 188V190H49V192H55V194L53 195V194H51V195H53V197H49V199H50V201L52 202V204H53V199L55 198V196H57L56 198H60V200H57V199H54V202H55V200H56V204L54 203L53 205L51 204V202H49V201H46V203H44L45 202V200H44V198L42 197L43 196V194L42 195H40L39 193H38V187L37 186H35V184L33 185L31 182L32 181H27V180H29V177H28V179L27 180H24V178L26 179V175H25V177H23V180L24 181H27V185H26V182L25 183H22V182H20V183H22V184H24V186L25 187H30L29 189L30 190H32L31 191V193H32V197H30L29 196V193H26L27 192V189L28 188H25L26 190H25V193H26V195H28L27 197L26 196H24V194H23V198H22V196H21V191L22 192H24V186L22 185V188H21V186H20V184H19V181H20V179L18 180L17 179V174L15 173V174H13V176H14V179H15V176H16V183L14 182V181H12V183H14V184H16V185H14V188L13 187H11V188H13V189H19V188H21L22 190L21 191H19L18 190V192L20 193H18L20 196H21V200L22 201H20L21 202V204H20V202H18L17 201V199L15 198V197H13L12 196V194H11V199H13L14 201H16V202H18L19 204L17 205V203L16 202H14L13 201V204L11 203V209L13 208V209H15V208H17V207H15V206H18L19 208L18 209H20L19 211H15V213L17 212L18 213V215H17V213H16V215L14 214V213H12L11 212V214H13L15 217L17 216V219L19 218V217H23V220L25 219V222L24 223H26V219H27V222L28 221H30L31 220V222H29V223H33V221H32V219L33 220H36V223H40L41 222V224L42 225H45V226H43V227H41V228H39V229H37L36 228V230H40V229H42L43 231H47L46 229L47 228H51L52 230H50V231H52V232H46V233H50V235H48V238L51 236V235H53V237H55L54 236V234L53 233H55V235L56 234H58V231L59 232H61L60 231V227L62 228V232H65V233H62L63 234V236H64V238L67 240H65L67 243H68V239H71V237L72 236H75L78 240V243H79V241H81V240H83L82 242H84V244L82 243V246H81V243H79L80 245H78V243H77V241L76 242H74V243H72V246L69 248L70 250V252L72 253H75L76 255L78 254V251H79V247H83L82 249V253L80 252L81 251V249H80V253H81V256H83V257H81V256H79L80 258H84L85 260H87L86 258H88L87 256V254H88V252H87V254H86V249H92L91 248V242H92V245H93V241H98V240H100L101 238H100V236L98 237V235L101 233V232H103V231H101V230H103L104 228L105 229H107V227H108V229L107 230H109V226H110V224H109V226L107 225L106 227H105V223L107 222L106 221V219H105V223H104V221H102L103 220V218H108V220H110V223H111V221L113 222V224H114V221H116L115 219L117 218V219H119L118 221H116L117 223H115L114 225L113 224H111V226L112 227H114V229H115V231H122V232H120L121 234H124V237H125V235L127 236L126 237V239L127 240H129L130 239V237H131V239L132 240H139V238H145L144 240L143 239H141V242L142 241H144L145 242V240L147 241V242H149V245H147L148 243L147 242H143L145 245H142V248H143V246L144 247H146V245L148 246V247H146L147 248V250H146V248H143L145 251H143L140 247V245H139V247H136L138 244H136V246H133V248H140L139 250H137V249H129L128 251L126 250V248L128 249V245L130 244V242H128V244L126 243L127 242V240L126 239H124V240H120V237L122 236H119V237H116L118 240H120V241H118L117 239H116V242L117 243H119V244H123L122 242H125L126 243V248L125 249H123V251L121 252V251H119V250H117V249H119L120 247L118 246L117 247V249H115L114 247L115 246H111V247H109V246H107L106 244H105V246H104V243L105 242H103V243H100V241H98V242H96L95 241V243L94 244H96L97 243V246L95 247V245H94V250H96L95 251V253H97V250L99 249L100 251L97 253L99 256H100V258H102V259H100L99 257H98V259H97V255L95 254V253H92L93 255H91V256H93L94 258H96V261L98 260L99 262H100V264H229L230 262V264H235L236 263V259H233V258H237L238 256V258L237 259H239L240 258V261L238 260V264H240V263H242V264H245V263H247V264H260L259 262H262L261 264H264V255H260V254H263L262 253V251H253V252H255V253H253V252H251V251H247V253L249 254L248 255V257L246 256L247 254L245 253L246 251H240V253H241V255H240V253H239V251H207V249H203V246L201 247V243H202V241H201V243L199 242V241H197L198 243H194L193 241H196V240H191V238L193 237V239H194V237L195 238H199V237H197V236H203L204 237V232H206V233H208L207 231H201V234L199 233L200 232V230H201V228H202V223H204V227H206V228H208L209 227V229H212V230H221V227L224 225V224H222V226H221V224L219 223V222H221L220 220H222L223 221V218L225 219V218H227V216H228V219H231L230 221H233V220H237V219H239V221L241 222L240 224L235 220L234 222H231V224L232 223H234V226L237 228V226L239 227H246L247 225H246V223L248 224V222L250 221H248V222H246L247 221V219H249V218H253V220L254 219H256L259 223H256L257 225H259L260 227V229L261 230H264V185H263V183H262V185H260L261 184V181H251V179L249 180V178H248V181L249 182H247V179H246V177H248V176H250L251 177V175H248L247 176V173H249V171L247 172V171H245L244 172V170H246V169H244L243 170V167H242V169L241 170H243V172L242 173H238V175H236V176H240V178H242L241 180H242V183L244 184V185H242V187H244V190H246L247 191V193H249V194H252V195H250V196H255L254 198H257L258 199V201H257V199H254V200H256V201H254L253 199H251V200H253L254 202L252 203L253 205H255V207H257V209L256 208H254V214H255V216H253V215H250L251 217H248L246 214L248 213V212H250V210H249V207H248V205L246 206L245 204V207H244V209H246L247 211H245V212H247L246 214H244V212H242V213H240L242 210H240V211H238V210H236L237 209V206L238 205H240L241 203H240V199H242V198H244V197H242V191H240V193H241V198H240V196H239V193H238V197L240 198H238L237 197V195L235 196L234 194V197H236V198H238L239 200H237V199H235L234 198V201L235 200H237V201H239L238 202V205L236 204V203H233L232 204V200H231V198L229 199L228 198V196H231V194H229V195H227L226 194V199L227 200H224V197H222V196H220L221 198H223V201H222V199L221 198H219V194L217 195V192H218V189L220 190L219 191V193H221L222 194V192H226V193H228L229 192V189L228 190H226L225 191V189L223 190V188H224V186H227L226 185V182H225V180L223 181V179H221L220 180V178L217 176L216 178H215V174L217 173L216 171H215V173H214V170H213V168L212 167H208V166H205V168L207 167L208 169H205V168H202V169H204V170H206V171H211V172H206L208 175H209V177H207V176H205V175H203L204 176V178H206L207 177V180H202V175H201V173L200 172H202V171H204V170H199L198 172H199V176L201 175V177H197L198 178V180H196L195 178V175H194V171H193V169H192V171L194 172V173H190V172H192L189 168V165H183V163H182V159H183V157H182V155H184V154H187L188 152H189V150L192 148V150H193V147H195L194 146V144H193V146L191 147V144H188L187 142H185V143H187L188 145H190V149L188 150V152H187V149H188V147H186L185 148V146L187 145V144H185L183 141H181V138H179L176 134H174V133H172L173 131H171L170 129H169V125L166 123V118L169 116V114H166V116H165V114H164V111H163V109H164V103H165V101L166 100H168V102L169 103H171L172 105H174L173 107H175V109H172L171 108V114H173L175 117H177L178 118V116H179V119H180V117L182 116V115H179L178 114V112H177V108H176V105L177 104H179V106H181V102H180V100H179V98L177 97V96H175L174 95V97L172 96V94H171V96H170V94H167V93H169L168 91H166L167 89H166V87H168V85L167 84H169L170 85V83H167L166 85L164 84L165 83V81L163 82V83H161L164 87H161L162 85H160V83L158 84V87L159 88H161L160 89V91L162 90V93H165V91H166V94H165V99L166 100H164L162 97L164 96V94L158 99H153L154 98V93H153V95L151 94V96L149 97V99L148 98H145L146 100H145V102H144V97L145 96H143V94H145L144 92L142 93V91H143V89H141L140 91H137L138 89H139V87H140V85H141V87H142V85H143V88H146L145 86H146V84H147V81L145 80V79H143L142 81L144 82V80H145V82H146V84L144 85V84H140V85H138V83L140 82V80L142 79V75L141 74H143L146 70H145V68L146 67H148V69H150V68H152V71H153V65H150V60L152 61V63H154V61H153V53L151 52L150 53V51H149V49L150 50H153L154 51V49L156 48V49H158L157 51L160 53L161 51V49L164 51H162L160 54L163 56V54L165 53V51L168 53V54H170L171 56H173L174 54H175V58H174V56H173V59H174V62H176V63H179V64H182V63H184V62H181V60H183L182 58H185V56H187V54H189L190 55V57L188 56V59L186 60V63H187V65H188V68H191L192 69V71H195V73H196V71L198 70L197 68H199L200 70H198V74L200 75V74H202L203 72V74L202 75H206V77H208V75L210 76V77H212L211 79H215V80H218L217 78L218 77H216L218 74V76L220 77V78H222L223 77V75L224 74H227V75H230V76H226V75H224V77L222 78V80L221 79H219V81H223V83L224 82H226L225 84H227V81L224 79V78H226L227 80H228V87H230V88H232V89H234L235 91H237L238 93L237 94H239V95H242V94H244L246 97H248L249 98V100H251L252 101V99L253 100H257L256 102H258V101H260V103L262 104V102H264V20H263V18H264V0L262 1H260V0H256L257 1V3L255 4V3H253L255 0H251V2L249 1V0H208L209 1V4H210V6H209V4L207 3V0H203V1H201V0H160L159 2H157L156 3ZM167 1V2H166ZM190 1V2H189ZM200 1V2H199ZM255 1V2H256ZM258 1H260V2H258ZM0 2H1V0H0ZM6 2H8L7 0H2V3H6ZM9 4L7 3V4H4L5 6L7 5H10V6H8V8H10V10L14 7V2L12 3L10 0H9ZM115 2V0H112V3H114ZM192 2L194 3V4H196V5H198L199 6V4L201 5V2H202V5H201V12H198V11H200L199 9H195L192 5H194V4H192ZM197 2H199V3H197ZM246 4H248L247 5V7H245V3ZM249 2V3H248ZM262 2V3H261ZM56 3V2H55ZM60 2H58V5L56 6V5H54V6H56V8L57 7H59V5H60V7H62L63 6V3L62 4H59ZM81 3H82V0H81ZM83 3H85V2H83ZM87 3V2H86ZM85 3V4H86ZM89 3V2H88ZM87 3V4H88ZM91 3V2H90ZM89 3V4H90ZM117 3V2H116ZM115 3V4H116ZM170 3V4H169ZM189 3V4H188ZM242 3V4H241ZM243 3L245 4V5H243ZM254 5H253V4ZM154 4H151V5H154ZM192 4V5H191ZM251 4V5H250ZM16 5V4H15ZM91 5V4H90ZM162 5H163V7H162ZM188 5V6H187ZM196 5H194L196 8H198V6H196ZM260 5V6H259ZM5 6H3L1 3H0V7H1V9L3 8L4 9V7ZM6 6V7H7ZM17 6V5H16ZM165 6V7H164ZM167 6H169V7H167ZM219 6V7H218ZM249 6V7H248ZM259 6V7H258ZM263 6V7H262ZM189 7V8H188ZM191 7H193V8H191ZM204 9H203V8ZM214 7V8H213ZM262 7V8H261ZM8 8H5V10H7ZM156 8H159V7H156ZM218 8H219V10H218ZM220 8H223L224 9V11H223V9H222V11H223V13H222V11L221 12H219L221 9ZM0 9V14H2L3 12V10H1ZM195 9V10H194ZM227 11H226V10ZM243 9V10H242ZM259 9V10H258ZM9 9H8V11H5V12H10L11 13V11H10ZM13 10V9H12ZM92 10V8L90 9V11ZM188 10V11H187ZM202 10L205 12V13H203L202 12ZM212 10V11H211ZM98 11V12H97ZM101 13H100V12ZM171 11V12H170ZM131 12V13H130ZM208 12V13H207ZM225 12H226V14H225ZM263 12V13H262ZM100 13V14H99ZM147 13H148V15H147ZM194 13H197V16H195L196 14H194ZM198 13H200V14H198ZM207 13V14H206ZM233 13V14H232ZM239 13H241L240 15H239ZM107 14V13H106ZM2 15H4V13L2 14ZM107 15H109V14H107ZM168 15V14H167ZM199 15H203L202 17H200ZM204 15H206V16H204ZM222 15H223V17H222ZM226 15V16H225ZM230 16V18H229V16ZM257 15H258V17H257ZM208 16V17H207ZM262 18H261V17ZM3 17V16H2ZM184 17V19H182ZM185 17L187 18V19H185ZM193 17H194V19H193ZM258 19H256V18ZM1 18V17H0ZM109 18H110V16H109ZM189 18H192V19H189ZM195 18H197V22H201L200 23V26H199V28H197L198 26H197V22H196V20H195ZM201 18L203 19V21L201 20ZM205 18V19H204ZM212 18V19H211ZM215 18V19H214ZM238 18V19H237ZM75 19H78V17H75ZM101 19V20H100ZM103 19V20H102ZM105 19V20H104ZM114 19V18H113ZM142 19V20H141ZM189 19V20H188ZM200 19V20H199ZM182 20H187V22L188 23H186V25H188V27H186V25H185V22L183 23V21ZM193 20V21H192ZM225 20V21H224ZM234 20V21H233ZM250 20V21H249ZM151 21H153V22H151ZM176 21V22H175ZM191 21H192V23H191ZM220 21H221V23H220ZM113 22V23H112ZM117 22V23H116ZM137 22V26H135V24H133V23H136ZM229 22V23H228ZM245 22V23H244ZM98 23V24H97ZM116 23V24H115ZM140 23V24H139ZM150 23H151V26H150ZM164 23H166V24H164ZM168 23H169V25H168ZM203 23V24H202ZM232 23V24H231ZM238 23V24H237ZM199 24V23H198ZM241 24V25H240ZM249 24V25H248ZM120 25V26H119ZM124 25H126V24H124ZM184 25H185V27H184ZM193 25V26H192ZM226 25V26H225ZM254 25H256V26H254ZM119 26V30L120 29H122L121 31H119V30H113V29H115L116 27H118ZM215 26V27H214ZM220 28H219V27ZM228 26V27H227ZM232 26V27H231ZM249 26V27H248ZM138 27H140V28H138ZM148 27H149V29H148ZM157 27V28H156ZM179 27V28H178ZM205 27V28H204ZM226 27H227V29H226ZM243 27V28H242ZM78 28H81V27H78V25L76 26V29H75V31L77 32V34L80 32V30H82L83 28H81V29H79L78 30ZM85 28V27H84ZM111 28V29H110ZM155 28H156V35H157V32H158V35L156 36V37H154L155 35V33H153V32H155ZM185 28H188V29H185ZM193 28H195V30L193 29ZM196 28L199 30L198 32H200V33H198L197 31H196ZM211 28V29H210ZM219 28V29H218ZM245 28V29H244ZM88 29V28H87ZM90 29V28H89ZM133 29V30H132ZM148 29V30H147ZM202 29H203V31H202ZM210 29V30H209ZM232 29V30H231ZM78 30V31H77ZM84 30V29H83ZM82 30V31H83ZM141 31V33L142 34H140L139 32ZM150 30V31H149ZM158 30V31H157ZM201 30V31H200ZM207 30V31H206ZM213 30V31H212ZM215 30H217V31H215ZM218 30H221V31H218ZM227 30V32H225ZM231 32H230V31ZM250 30H252L251 32L252 33H250ZM85 31H86V28H85ZM88 31V30H87ZM133 31V32H132ZM139 31V32H138ZM237 31V32H236ZM71 32V31H70ZM74 32V31H73ZM149 32H151V33H149ZM167 32V33H166ZM205 32H208V33H206V34H208V35H206L205 34ZM236 32V33H235ZM50 33V34H49ZM49 33L47 34V37H51V33H53L52 31H50L49 30ZM124 33H125V36H124ZM130 33H132V34H130ZM149 33V34H148ZM162 33V34H161ZM170 33V34H169ZM188 33V34H187ZM198 33V34H197ZM67 34H69V30L68 31H66V33H64V32H62V31H60V32H58V33H55L54 35H56V37H59V38H62V36H63V38L60 40V39H58V40H60V41H62V40H64V38L65 39H69V36L67 35ZM70 34H72V32L70 33ZM128 34V35H127ZM151 34V38H150V35ZM152 34L154 35V36H152ZM167 34H169V36H167ZM179 34V35H178ZM197 34V35H196ZM200 34V35H199ZM210 34V35H209ZM214 34H215V36H214ZM219 34V35H218ZM59 35V36H58ZM60 35H61V37H60ZM75 34H72V35H70V38H73V37H77L76 35L74 36ZM135 35V36H134ZM162 35V36H161ZM182 37H181V36ZM219 36V38L218 37H216V36ZM237 35V36H236ZM252 35V36H251ZM53 36V35H52ZM165 38H164V37ZM187 36V37H186ZM190 36H192V37H190ZM194 36H196V37H194ZM55 37V36H54ZM56 37H55V39H56ZM67 37V38H66ZM99 37V36H98ZM136 37H137V39H136ZM138 37H139V39H138ZM142 37H143V40H142ZM153 37H154V40H153ZM161 38L160 40H159V38ZM184 37V38H183ZM213 37V38H212ZM217 39H216V38ZM235 37L237 38V39H235ZM100 38V37H99ZM110 38H112V39H110ZM155 38L157 39V41L155 40ZM185 38H189V40L188 39H185ZM198 38V39H197ZM231 38V39H230ZM233 38V39H232ZM50 39H52V37L50 38ZM54 39V40H55ZM130 39V40H129ZM145 39H146V41H145ZM151 39L153 40V42H151ZM164 39V40H163ZM182 39H185V40H183L182 41ZM194 39H196V40H194ZM210 39H212L211 41H210ZM225 39V40H224ZM250 39V40H249ZM127 40V41H126ZM139 40H142L141 42L143 43L144 42V45H145V47L143 46V44H140V41ZM147 40H148V44H147ZM159 40V41H158ZM170 41V42H165V41ZM186 40H187V42H186ZM193 40V41H192ZM200 40V41H199ZM213 40H214V43H213ZM216 40H217V42L218 43H216ZM223 40H224V42H223ZM240 40V41H239ZM57 41V40H56ZM191 41H192V43H194L193 44V46H192V44H191ZM196 41V42H195ZM228 41V42H227ZM245 41V42H244ZM137 42V43H136ZM160 42H164L163 44H161ZM184 42V43H183ZM190 42V43H189ZM200 42V43H199ZM202 42H204L203 44H202ZM213 43L214 45H212V44H210V43ZM227 42V43H226ZM242 42V46L240 45V43ZM136 43V44H135ZM139 43V44H138ZM152 43H153V45H152ZM155 43V44H154ZM156 43H158V44H156ZM166 43H168L167 45H164V44H166ZM185 43H187L188 45L187 46H190V47H187V49L185 48L186 46H184L185 45ZM197 43V44H196ZM199 43V44H198ZM235 44V45H234ZM237 44H239V45H237ZM90 45L91 44H89V47H90ZM138 45V46H137ZM141 45H142V47H141ZM169 45H171V47L169 46ZM212 45V46H211ZM245 45H246V47H245ZM248 45H249V48H248ZM53 46V45H52ZM58 46V47H57ZM56 46V44L53 46V47H51V49L53 48V51L51 50V52L49 51L50 50V48L47 50V54L49 53H51L52 55H53V57H54V60H53V62L52 63H56V64H51V65H53V66H56L58 63L60 64V65H57V67H56V71L58 72H60V68H59V66H61V64L62 63H64V62H62V61H58L59 59L57 58L58 57V55L60 54V53H66V54H68V57H69V55H70V53H71V51L70 50H72L73 48H71L70 50H69V48L67 47V49H66V47H64V46H61V47H59V45H57ZM100 46H98V47H100ZM112 46V47H111ZM160 46V47H159ZM168 46V47H167ZM239 46V47H238ZM64 47V48H63ZM89 47H88V45L86 46V48H88L89 49ZM136 47V48H135ZM149 47V48H148ZM169 47L171 48V49H169ZM192 47V48H191ZM196 47V48H195ZM210 47H212V48H210ZM219 47V48H218ZM232 47H234V48H232ZM62 48V49H61ZM144 50H147V52L146 51H143V49ZM191 48V49H190ZM213 48H216L215 50H213ZM217 48L220 50L221 49V53H220V51H219V53H220V57H222L223 56V60H219L220 62H224V61H226V60H230L231 61V63H233V64H231V63H228V62H230L229 60H228V62L226 61V63L224 64L223 62V64L222 63H217V61H216V64H215V62L213 63L212 61H210L211 59H213V61L215 60L214 58H213V56H215V57H217V56H219V53L216 51L217 50ZM224 48V49H223ZM4 50H7L8 49V47H7V49H5V48H3ZM81 50L79 51H77L78 53H75V55L77 54H82V52H83V50H85L84 48L82 49V47L80 48ZM137 49V50H136ZM155 49V50H156ZM209 49V50H208ZM210 49H211V51H210ZM232 49V50H231ZM236 49V50H235ZM245 49V50H244ZM249 49V50H248ZM254 49V50H253ZM4 50H1V52H3ZM63 50V51H62ZM65 50V51H64ZM67 50V51H66ZM117 50V51H116ZM119 50V51H118ZM174 51V53L172 52V51ZM180 50L182 51V53L180 52ZM188 50H192L191 51V53H189L190 51H188ZM204 50H206V53H208V52H211L212 54H214V55H212V56H210L209 54V57H211V59H209V58H206L205 56H206V54H205V60H204V57L202 58L201 57V54H202V52H204ZM208 50V51H207ZM212 50H213V52L214 51H216V52H212ZM253 50V51H252ZM260 50V51H259ZM54 51H55V53L56 54H53L54 53ZM58 51V52H57ZM62 51V52H61ZM139 51V52H138ZM145 52V54L143 53V52ZM156 51V53H158ZM177 52V55H176V52ZM187 51V52H186ZM194 51V53L196 54V56H195V54L193 55V57L191 56L192 55V52ZM199 51H201L200 53L201 54H199ZM226 51V52H225ZM231 51V52H230ZM249 51H251V52H249ZM258 51V52H257ZM67 52H69V53H67ZM149 52V54H150V56H148V53ZM180 52V53H179ZM225 52V53H224ZM234 52H236L235 54L237 55H235V54H233L232 55V53H234ZM241 53V59H242V61H241V59H240V55H239V53ZM245 52V53H244ZM158 53V54H159ZM210 53V54H211ZM216 53V54H215ZM245 55H244V54ZM5 53L3 52L2 53V56L0 55V58H3V55H4ZM7 54V53H6ZM6 54L4 55V56H6ZM74 54V53H73ZM103 54H104V57H102L103 56ZM123 54H126L129 58H131L132 57V59L131 60H134V61H136L135 62V64L137 63V65L139 66V68L138 67H136V68H138V70H140V69H142V70H144L143 71V73H141L140 71V75H141V79L139 80V82L137 81V85H135V82L133 81V79L131 78V76L129 75L130 74V72L132 71V69H130V68H128V67H125V68H121V66H122V64H121V62H120V57L119 56H122ZM143 54V55H142ZM159 54V55H160ZM168 54H167V59H165L164 58V60H168L169 58L168 57H170V58H172L170 55L168 56ZM184 54L185 56H182V55ZM227 54H229V58H227L228 56H227ZM231 54V55H230ZM252 55V56H250V55ZM74 55V56H75ZM76 55V56H77ZM145 55V56H144ZM147 55V56H146ZM158 55V56H159ZM165 55H166V53H165ZM204 55V54H203ZM226 55V56H225ZM256 57H255V56ZM57 56V57H56ZM75 56V57H76ZM98 56V55H97ZM112 56V57H111ZM158 56L157 57H155V55H154V58H156L157 60H160L159 58H158ZM230 56H232V57H230ZM236 56L237 57V59H238V61H235V60H233V59H235L234 57ZM246 56V57H245ZM258 56H260V57H258ZM75 57H73V55H72V58L73 59H71L70 60V58L68 59L69 60V62L70 61H73V60H77V58H75ZM78 57V56H77ZM149 57H151L150 59H148ZM160 57V56H159ZM164 57H166V56H164ZM182 57V58H181ZM195 57V61L192 59V58H194ZM198 57V58H197ZM201 57V60L199 59ZM208 57V56H207ZM220 57H217V58H220ZM243 57V58H242ZM258 57V58H257ZM75 58V59H74ZM79 59H81L80 57H78ZM217 58H216V60H217ZM224 58L226 59V60H224ZM231 58H233V59H231ZM58 59V60H57ZM103 59V60H102ZM172 59V60H173ZM207 59H209V61L210 62H212V65H210L211 67H212V69L213 70H211V68L209 69L208 68V66H209V64L210 63H208L207 64V62L206 61H208ZM236 59V60H237ZM130 60V59H129ZM169 60H171V59H169ZM171 60V61H172ZM190 60V61H189ZM199 61V63H198V61ZM258 60H260V61H258ZM66 61H67V58H66ZM100 61V62H99ZM101 61H105L103 64H102V66L105 64L106 66H100L99 67V65L102 63ZM138 61V62H137ZM184 61H185V59H184ZM189 63H191V64H188V62ZM193 61L196 63V65H197V68H196V65H194V66H192V63H193ZM208 61V62H209ZM2 62V61H1ZM58 62V63H57ZM60 62H62V63H60ZM68 62V61H67ZM68 62V63H69ZM87 62V61H86ZM200 62H202V64L200 63ZM243 62H245V63H243ZM3 63V62H2ZM131 63L133 64V62L131 61ZM151 63V64H152ZM195 63H193V64H195ZM4 64H6V63H4ZM65 64V63H64ZM62 65L63 67H66V68H63L62 66V69H65V70H61V71H67V66H65V65H68V64H65V65ZM121 64V65H120ZM135 64H133V65H135ZM200 64V65H199ZM220 64V65H219ZM226 64H228V67L226 66ZM231 64V65H230ZM241 64H243V65H241ZM137 65H135V66H137ZM217 67H215V66ZM98 66V67H97ZM143 66H146L145 68L143 67ZM192 66V67H191ZM199 66V67H198ZM203 66V67H202ZM206 66H207V68H206ZM209 66V67H210ZM223 68V70H224V72L225 73H221V72H223V71H221V68ZM232 66V67H231ZM246 66V67H245ZM1 67V66H0ZM2 67H4L3 66V64H2ZM5 67H6V65H5ZM92 67H93V69H92ZM102 67V68H101ZM204 69V68H206L205 70H206V73H205V71L202 69V68ZM214 67H215V69H214ZM219 67V68H218ZM231 67V68H230ZM7 69H5L6 71L8 70V67H6ZM126 68H128L127 70H126ZM196 68V69H195ZM58 69V70H57ZM130 69V70H129ZM195 69V70H194ZM202 69V70H201ZM207 69H209V71H210V73L212 72L213 74L212 75H210V74H207ZM226 69V70H225ZM232 69V70H231ZM217 71V72H215V71ZM227 70H228V72H227ZM252 72H251V71ZM4 71V70H3ZM55 71V72H56ZM123 71V72H122ZM201 71H203L202 73H200ZM208 71V72H209ZM1 72V71H0ZM57 72L55 73V75L57 74ZM150 71L148 70V71H146V73L145 74H147V73H149ZM215 72V73H214ZM238 72V73H237ZM259 72V73H258ZM2 73V72H1ZM123 73V74H122ZM230 73V74H229ZM6 74H7V72H6ZM6 74H5V76H6ZM61 74H63V73H61L60 72V74L58 73V75H57V78L59 77L60 78V75ZM65 74H67V73H65L64 72V75ZM223 74V75H222ZM241 74V75H240ZM68 75V74H67ZM119 75V76H118ZM139 75V76H140ZM202 75H200V76H202ZM216 75V76H215ZM1 76V75H0ZM139 76H137V77H139ZM215 76V77H214ZM239 76H241V78L239 77ZM245 76V77H244ZM256 76V77H255ZM4 77V76H3ZM63 79H64V76L62 75L61 76ZM210 77H208L209 79H210ZM240 78V80L238 79V78ZM60 79L61 80V82H62V80L63 79ZM128 80H127V79ZM244 80H243V79ZM2 78H0V80H1ZM5 78H3L2 80H4ZM236 79H238V80H236ZM247 79V80H246ZM59 80V81H60ZM138 80V79H137ZM233 80H236V82L235 81H233ZM252 80V81H251ZM65 81H66V83H65ZM112 81V82H111ZM141 81V82H142ZM171 81V80H170ZM241 83H239V82ZM244 81V82H243ZM1 82V81H0ZM4 82V81H3ZM117 82V83H116ZM140 82V83H141ZM144 82V83H145ZM162 82V81H161ZM5 83V82H4ZM70 84L71 82H70V80L68 81V79L66 80V79H64L63 80V84ZM173 83L175 84V81H173ZM172 83V84H173ZM234 83V84H233ZM246 85H245V84ZM260 83V84H259ZM1 84V83H0ZM98 84H100V82H98ZM134 86H133V85ZM171 84V85H172ZM174 84H173V86H174ZM237 84V85H236ZM238 84H239V86H238ZM255 84V85H254ZM257 84V85H256ZM4 85V84H3ZM3 85H1V86H3ZM71 85V84H70ZM111 85V86H110ZM170 85V87H168L170 90L173 88L172 86ZM181 86L179 83H177V84H175V86ZM234 85V86H233ZM263 85V86H262ZM133 86V87H132ZM147 86H148V84H147ZM236 86L237 87H239V88H236ZM244 86H245V90H247V91H245L244 90ZM248 86V87H247ZM262 86V87H261ZM140 87V88H141ZM149 87V86H148ZM182 87L183 88H181V87H178V89H184V85L182 84ZM243 87V88H242ZM3 88V87H2ZM2 88H1V90H2ZM131 88V89H130ZM163 88H165L164 90H163ZM176 88V87H175ZM259 88V89H258ZM147 89V88H146ZM177 88H176V90H178ZM186 89V88H185ZM189 88H187L186 90H184L185 92L188 90ZM191 89V88H190ZM248 89H250V90H248ZM0 90V91H1ZM117 90V91H118ZM149 90H150V88H149ZM149 90L147 89V91H148V93H149V95H150V92H149ZM181 90V91H182ZM192 90V89H191ZM190 90V91H191ZM241 90H243V91H241ZM3 91H4V89H3ZM150 91H152V90H150ZM159 91V92H160ZM189 91V90H188ZM189 91V93H190V95H192L191 94V92ZM193 91V90H192ZM136 92V95H134V93ZM138 92V93H137ZM155 92V91H154ZM179 92V91H178ZM183 92V91H182ZM243 92V93H242ZM2 93V92H1ZM0 93V94H1ZM147 93V92H146ZM147 93V94H148ZM180 93V92H179ZM189 93H188V95H189ZM252 93V94H251ZM255 93H257L256 95H255ZM261 93V94H260ZM4 94V93H3ZM158 94V93H157ZM156 94V95H157ZM146 95V94H145ZM185 95H186V97H187V92H186V94H184V92L183 93H181V97H185ZM258 95V96H257ZM135 96V97H134ZM143 96V97H142ZM147 96V95H146ZM254 96V97H253ZM157 97H159V95H157ZM175 97L177 98V99H175ZM250 97H252V99H250ZM2 98H3V96H2ZM130 98V99H129ZM162 98V100H160ZM134 99V100H133ZM136 99V100H135ZM137 99H141V100H139L138 102H137ZM181 99V98H180ZM260 99V100H259ZM263 99V100H262ZM154 100V101H153ZM160 100V101H159ZM131 102L130 103V106L129 107H127V105H129L128 104V102ZM153 101V102H152ZM159 101V102H158ZM164 101V102H163ZM173 101L175 102V103H173ZM182 101V100H181ZM160 102H162V103H160ZM117 103H119L117 100H116V103L115 104H117ZM148 103V104H147ZM158 103H160L161 105H159ZM158 104V105H157ZM119 105V104H118ZM248 105V106H247ZM250 105H252V104H250ZM137 106V104H135L134 105V108ZM156 107V106H158L157 108H154V107ZM161 106V107H160ZM178 105H177V107H179ZM246 106H247V108H245L244 109V111H246V112H249L248 110V108H249V103L248 104H246ZM261 106H264V103L261 105ZM151 107H153V108H151ZM182 107V106H181ZM151 108V109H150ZM179 110V113L180 114H182V112H180V109H178ZM244 111H242V112H244ZM239 112H241V111H239ZM261 112H262V114H261ZM259 114H257L256 115V119H254L253 117H252V119H254V120H250L249 121V119H251V118H247V116L246 115H244L243 113V115L245 116V117H243V115L241 114V116L244 118V119H246L247 118V121H249V122H247L246 120H244V122H245V124H246V122L248 123V125L249 124H253L252 125V127L254 126V128H255V126H256V130L257 131H261V130H264V125H263V122H264V117H262V116H264V111H261ZM245 113V112H244ZM184 115V114H183ZM259 115V116H258ZM262 115V116H261ZM185 116V115H184ZM250 116V115H249ZM261 116V117H260ZM130 117H132V115H130ZM242 117H240L239 118V120L242 118ZM260 117V119H258ZM183 118V117H182ZM185 118V117H184ZM263 118V119H262ZM165 119V120H164ZM185 119H187V120H185L186 122L189 120V123H190V121H192L191 119H190V117H189V119H188V117H186ZM261 119H262V122H261ZM180 120H182V119H180ZM184 120V119H183ZM237 120V119H236ZM238 120V121H239ZM143 121V122H142ZM161 121V122H160ZM235 121V120H234ZM237 121V122H238ZM240 121H242V119L240 120ZM139 122H142V123H139ZM160 122V123H159ZM243 122V123H244ZM251 122V123H250ZM254 122V123H253ZM134 123V124H133ZM143 123H146L144 126H145V129L144 128H140V127H137V126H139V125H141V124H143ZM259 124H260V126H259ZM168 125V126H167ZM193 125H195V124H192V126L191 125H187L186 127L187 128H189L190 126H191V129L193 130V132H195L194 130H196V132L197 133H195L194 135L195 136H198V139L197 140H195V141H199L200 142V140H199V138H201V137H206V140L203 138L202 140L204 141L205 140V143H207L206 141L208 140L207 138L209 137V135H208V137H207V135H206V131L204 132L203 131V128H202V126H201V128L199 129V124H197V126H193ZM263 127H262V126ZM199 126V127H198ZM4 127V126H3ZM3 127L1 126L0 127V129L2 128L3 129ZM194 127H198V128H194ZM258 128H263V129H258ZM6 129H8V130H10L11 131V127H6ZM108 129L110 130V132L108 131ZM190 129V128H189ZM202 129V130H201ZM191 130V131H192ZM165 131V132H164ZM204 132L203 134H202V132ZM262 132V131H261ZM259 133L260 135H262V136H264L263 134H264V132H263V134L262 133ZM192 133V132H191ZM198 133H200L199 135H198ZM210 133V132H209ZM12 134H14V135H12ZM135 134V135H134ZM193 134V133H192ZM205 134V135H204ZM11 135H12V137L14 136L15 138H16V134H15V132L14 133H11ZM151 135V136H150ZM157 136V137H156ZM13 137V138H14ZM184 137H186V136H184ZM12 138V139H13ZM122 138V139H121ZM168 138V139H167ZM196 138V137H195ZM194 138V139H195ZM210 138V137H209ZM12 139H11V148H14V147H16V145H17V147L18 146H22L21 145V143H19L18 141H17V139L16 140H13L12 141ZM188 139H189V136H188ZM185 140V139H184ZM201 140V141H202ZM212 140V141H211ZM214 140L215 139H213V138H211L210 139V141H208V143L210 142V143H214ZM14 141H17V142H14ZM101 141V142H100ZM108 141V142H107ZM110 141V142H109ZM203 141H202V143H203ZM107 142V143H106ZM119 142V143H118ZM194 142V141H193ZM198 142V143H199ZM20 145H19V144ZM106 143V144H105ZM201 143V144H202ZM213 143H212V146H213V148H214V146L215 145H213ZM201 144H199V145H201ZM204 144V143H203ZM215 144V143H214ZM225 144H227V143H225ZM225 144H222L221 146H223V145H225ZM15 145V146H14ZM24 145V144H23ZM120 145V146H119ZM142 145V146H141ZM205 146L207 145V144H204ZM209 145V144H208ZM207 145V146H208ZM211 145V144H210ZM14 146V147H13ZM103 146V147H102ZM196 146H198L197 144H196ZM203 146V145H202ZM206 146V147H207ZM142 147V148H141ZM144 147V148H143ZM104 148V149H103ZM105 148L107 149L106 150V152H105ZM113 148H114V150H113ZM115 148H116V150H115ZM118 148V149H117ZM146 148V149H145ZM203 148H205V147H203ZM194 149H196V147L194 148ZM211 149V151H212V147H210L208 150H210ZM12 150V149H11ZM14 150V149H13ZM101 150H102V152H101ZM207 150V149H206ZM220 151H221V149H219ZM219 151V152H220ZM96 152V153H97ZM111 152H113V153H111ZM15 153V152H14ZM97 153V154H98ZM110 153V154H109ZM211 153V152H210ZM214 153V152H213ZM222 151H221V153H220V155H219V162L221 163L222 161H220V157H221V155H222ZM254 153V151H252V154ZM224 154V153H223ZM128 155V156H127ZM240 155V156H239ZM257 155V153L254 155V156H256ZM99 156H97L98 158H99ZM102 156V157H101ZM104 156V157H103ZM126 156V157H125ZM225 156V154L224 155H222V157H224ZM238 156H239V158H238ZM162 157V158H161ZM169 157V158H168ZM182 157V158H181ZM227 157V156H226ZM233 157V158H232ZM239 159V161L242 159L241 157H242V155L239 153V152H232L231 153V156H230V158H229V160H227L225 157V161H230L231 162V159L233 160L234 158H235V160H237V162H238V159ZM88 158V157H87ZM85 159V158H83L84 160H88V162L87 161H84L83 160V162H81V164L80 165H83L84 167L83 168H88V169H91L92 167V165H90L91 163H90V161H92V158L93 157H90L91 159ZM96 158V157H95ZM95 158H94V160H95ZM99 158V159H100ZM158 158V159H157ZM168 158V159H167ZM174 158V159H173ZM179 158H181V159H179ZM262 158V157H261ZM261 158H258L259 160V163H260V161H262V159ZM50 159V158H49ZM114 160L115 159V161H111V160ZM160 159V160H159ZM162 159H164V160H162ZM168 161H167V160ZM169 159L171 160V161H169ZM218 159V158H217ZM261 159V160H260ZM81 160H82V158H81ZM80 160V161H81ZM96 160H98V159H96ZM117 160V161H116ZM158 160V161H157ZM173 160V161H172ZM176 160H178V161H176ZM221 160H223V159H221ZM243 161L244 160H246L247 161V159H242ZM109 161H111V164H112V162H115L113 165H112V169L110 168L109 169V167L111 166V164L109 163ZM217 161V162H218ZM243 161H240V163H238V164H242V165H244L245 163H247L246 161L245 162H243ZM43 162H45V160H43ZM50 163L51 162V164H49V165H51L52 166V161L51 160H46V163ZM168 162H171V163H168ZM218 162V163H219ZM230 162H227V164L229 163L230 164ZM90 163V164H89ZM103 163H104V165H103ZM174 163H175V165H174ZM177 163V164H176ZM219 163V164H220ZM225 162H224V160H223V162L221 163V165L222 164H224ZM13 163H11V165H12ZM108 164V165H107ZM227 164H224L225 165V167H226V165ZM228 164V165H229ZM237 163H236V161L235 162H233V165H236ZM237 164V166L236 167H239V165ZM261 164V163H260ZM264 164V162L262 163V165ZM49 165H47V166H49ZM115 165V166H114ZM149 165V166H148ZM232 165V164H231ZM230 165V166H231ZM233 165H232V167H229L228 168V166H227V168L229 169V170H233ZM246 165H248V164H246ZM245 165V168L247 167ZM42 166H45V163H43L42 164ZM46 166V167H47ZM50 166V167H51ZM113 166H114V168L116 169V167H117V169H119V170H117L116 169V173H117V175L114 173V169H113ZM148 166V167H147ZM158 166V167H157ZM171 166H173V167H171ZM184 166V167H183ZM82 167V166H81ZM106 167H108V168H106ZM119 167V168H118ZM141 167V168H140ZM262 167H264V166H261V169H263ZM94 168V167H93ZM104 168V169H103ZM44 169V168H43ZM141 169V170H140ZM187 169V170H186ZM188 169H189V171H188ZM225 169V168H224ZM228 169H225V170H228ZM53 171H55L54 169H52ZM92 170V169H91ZM104 170V171H103ZM114 170V171H113ZM184 170V171H183ZM239 170V169H238ZM13 171V170H12ZM12 171H11V177H13L12 176ZM59 171H60V173H59ZM110 171H112L111 173H110ZM118 171V172H117ZM145 171V172H144ZM263 171V170H262ZM260 172V174H261V176H263L262 174H264V172ZM27 172H28V170H27ZM56 172H57V170H56ZM123 172H125L124 173V175L123 174H121V173H123ZM181 172H183V173H181ZM187 172V173H186ZM197 172V173H198ZM236 172V171H235ZM28 173H30V170H29V172ZM51 173V174H52ZM114 173V174H113ZM118 173H119V175H123L122 176V185H120L121 184V181H120V179L118 178L119 177V175H118ZM140 173V174H139ZM197 173H195L196 174V176H197ZM232 173H234V171L232 172ZM236 173V174H237ZM246 173V174H245ZM27 174V173H26ZM44 174H46V176L44 175ZM48 174V175H47ZM57 174H59V175H57ZM65 174V173H64ZM95 174V173H94ZM183 174V175H182ZM202 174H204V173H202ZM212 174H214L213 176V178L214 179H211L212 178ZM229 174V173H228ZM235 174V173H234ZM251 174V173H250ZM28 175V174H27ZM31 175V173L29 174V176ZM100 175V176H99ZM110 175H111V177H110ZM114 175H116V176H118V177H116V176H114ZM181 175L183 176V177H181ZM233 175V174H232ZM62 176V175H61ZM67 176V175H66ZM65 176V177H66ZM98 176H99V178H98ZM114 176V177H113ZM186 176V177H185ZM191 176V177H190ZM32 176H30V178H31ZM37 177H35V178H37ZM64 177V176H63ZM64 177V178H65ZM152 177V178H151ZM187 178L186 180H185V178ZM194 177V179H192ZM211 177V178H210ZM229 177H232L231 176V174H230V176ZM34 178V177H33ZM64 178H62V180L64 179ZM106 178V177H105ZM191 178V179H190ZM244 178V179H243ZM38 179H34V181H33V183H35V181H38ZM56 179V180H57ZM67 179V178H66ZM66 179H64V180H66ZM95 179L97 180V181H95ZM167 179V180H166ZM184 179V180H183ZM12 180V179H11ZM31 180V179H30ZM103 180V181H102ZM157 180V181H156ZM182 180V181H181ZM189 180H191V181H189ZM192 180H194V181H192ZM23 181V182H24ZM52 181V182H53ZM98 181V182H99ZM125 181V182H124ZM129 181V182H128ZM152 181H154V182H152ZM189 181V182H188ZM199 181H204L205 183L204 184H207L206 183V181H208L209 182V184H208V186H210L211 184H212V181H214L213 182V185H215L218 189H216L215 190V194L214 193H212L213 191L212 190H210V188L206 185V187L207 188H205V189H207V191H209V192H206V190L204 189V188H201L200 186H197L198 184L199 185H201L200 183H198ZM221 182L222 183V181L225 183V185H223L224 183H222V185H223V187L221 186V184L219 183V182ZM53 182V183H54ZM182 182H186V183H188V184H185V183H182ZM191 182V183H190ZM194 182V183H193ZM246 182V183H245ZM11 183V182H10ZM11 183V184H12ZM155 183V184H154ZM198 183V184H197ZM231 182H229V183H227V184H230ZM248 183V184H247ZM18 184V185H17ZM36 184H39V182L38 183H36ZM110 184H112V185H110ZM169 184V185H168ZM197 184V185H196ZM45 185H47L45 188H44V186ZM54 185V186H53ZM157 185V186H156ZM171 185V186H170ZM196 185V188H201V190L199 189H197V190H195L196 188L195 187H193V186H195ZM202 185H203V183H202ZM13 186V185H12ZM16 186V187H15ZM35 186V187H34ZM58 186H60V188L58 187ZM71 186V185H70ZM114 186V187H113ZM229 186V185H228ZM226 187V188H232L233 189V187H231L232 185H230L229 187ZM246 186V187H245ZM121 187H122V189H121ZM173 187V188H172ZM203 187H204V185H203ZM212 187H214V186H212ZM49 188V187H48ZM93 188V187H92ZM144 188V189H143ZM176 188V189H175ZM193 188H194V193H193ZM215 188V187H214ZM13 189H11V191L12 192H14V193H16V191H13ZM28 189V191L30 192V190ZM46 189V190H45ZM50 189V188H49ZM121 189V190H120ZM142 189V190H141ZM209 189V190H208ZM55 190V191H54ZM94 190H92V191H94ZM144 190V191H143ZM243 190V191H244ZM44 191H46L45 193H44ZM100 191H102V192H100ZM117 191V192H116ZM121 191V192H120ZM197 191H200V193H198ZM202 191V192H201ZM212 191V192H211ZM231 191V190H230ZM233 191V190H232ZM231 191V192H232ZM59 192V191H58ZM191 192H192V194H194V195H196V196H193L192 197V195H191ZM13 193V194H14ZM17 193H16V195H17ZM30 193V194H31ZM119 195V194H123V193H125V194H123V196L125 197H122V198H118V197H121L122 196V194H121V196L119 195V196H117V194ZM201 193H203V194H201ZM210 193V194H209ZM37 194H39V195H37ZM58 194V193H57ZM198 194H200V197H199V195ZM248 194V195H249ZM15 195V196H16ZM19 195H17L16 197H18ZM74 195H75V193H74ZM77 195V197L80 199L81 198V200H82V196H78ZM133 195H135V196H133ZM198 195V196H197ZM204 197V195H205V199H203V197ZM207 195V196H206ZM262 195V196H261ZM20 196L18 197L19 199H20ZM45 196H47L48 197V194L47 195H45ZM91 196V195H90ZM109 200H107L105 197ZM108 196V197H107ZM130 196V197H129ZM132 196V197H131ZM210 196V197H209ZM217 196V197H216ZM223 196H225V194L223 195ZM259 196V197H258ZM47 197H45V199L47 198ZM76 196H74V198H75ZM76 197V198H77ZM109 197H111V198H109ZM215 197V198H214ZM25 198H26V201H27V198H28V200H32V203L33 204H31V203H28V205H27V203L25 204V206L23 205L24 203L23 202H26L25 201ZM30 198V199H29ZM52 198V199H51ZM65 201V203H63V202H59L60 204L58 205L57 203V201H62V199ZM70 198V199H69ZM77 198V199H78ZM212 199V200H210V199ZM217 198V201L216 202H219V205L220 206H218V203H214L215 201H214V199H216ZM48 199V198H47ZM46 199V200H47ZM69 199V200H68ZM78 199V200H79ZM105 199V200H104ZM132 199V200H131ZM139 199V200H138ZM203 199V200H202ZM206 199H207V201H206ZM219 199V200H218ZM229 199V200H228ZM246 199V198H245ZM30 200V201H31ZM44 202H43V201ZM89 200H91V201H89ZM113 200H115V201H113ZM136 200H138V201H136ZM205 200V201H204ZM230 200H231V202H230ZM243 200V199H242ZM39 201V202H38ZM40 201L41 202H43V204H41V205H38V207H37V205H35L34 206V202L37 204V202L40 204ZM66 201L68 202H70L69 204L68 203H66ZM100 201V203H101V205L99 206V208H98V206L96 205V209H94L93 210V207L95 206V204L94 203H98V202ZM102 201V202H101ZM107 202V206H106V203L105 202ZM132 201H134V203L132 202ZM136 201V202H135ZM149 201V202H148ZM201 201H203V202H201ZM221 201V202H220ZM224 201L225 202H227V204H226V206L224 205ZM229 201V202H228ZM103 202H104V205H103ZM110 202V203H109ZM114 202H116V203H114ZM210 202H212V203H214V206L217 208H214L213 206H212V204L210 203ZM245 202V201H244ZM243 202V203H244ZM84 203V204H83ZM121 203V204H120ZM151 203V204H150ZM240 203V204H239ZM249 203H250V200H249ZM256 203H257V205H256ZM29 204H30V206H29ZM61 204H64V205H66L68 208L67 209H65L66 207L65 206H62ZM85 206V207H87L88 205H90V206H88L87 208H88V211H87V208H85L86 210L85 211H87L88 213L86 214V216H87V218L88 219H93V217L91 218V217H88V214H89V210H90V208L93 210V211H95V214L98 212V214H100V212H101V215H99L98 216V218L101 216V221L103 222V224L101 223H99V226L101 227H99L98 225H96V223L95 222H97V221H95V219H94V222H88V220H84V217H83V214H84V212L85 211H83V205ZM94 204V205H93ZM113 204V205H112ZM115 204H119L120 206H119V208L121 209H119V208H117V210H114V209H116V207H118L117 205H115ZM137 204V205H136ZM146 204V205H145ZM148 204V205H147ZM153 204V205H152ZM211 204V205H210ZM261 204V205H260ZM20 205V206H19ZM27 205V206H26ZM42 205H44V206H42ZM55 205H57V206H55ZM72 205V206H71ZM99 205V204H98ZM115 205V206H114ZM125 205V204H124ZM128 205V204H127ZM126 205V206H127ZM129 205H130V203H129ZM128 205V206H129ZM235 205V206H234ZM249 205H251V203L249 204ZM252 205V206H253ZM260 205V206H259ZM52 206H53V208L54 207H57L56 208V211H55V209L54 210H51V209H53L52 208ZM58 206H60V207H58ZM62 206V207H61ZM103 206H105V207H103ZM111 206V208H109ZM127 206V207H128ZM141 206V207H140ZM154 206V207H153ZM233 206H234V208L235 209H233ZM15 207V208H14ZM40 207V208H39ZM64 207V208H63ZM100 207L101 208H109V209H112V207H114L112 210H114V211H112L111 213H114V214H112L111 215V213L109 214L108 212H109V209H107L108 211H106V209H105V212L107 213V215L106 216H104L106 213L105 212H103V210L104 209H100ZM124 207V208H123ZM148 207V208H147ZM211 207H213V210H212V208ZM241 206H239V208H240ZM63 209L64 211H62V210H60V209ZM82 210H81V209ZM95 208V207H94ZM139 208V209H138ZM153 210H152V209ZM219 208V209H218ZM250 208H252L251 206H250ZM24 209H25V214H27V212H28V215H26V217H25V214H24ZM60 210V211H58V210ZM150 209V210H149ZM166 209V210H165ZM215 209H216V212H215ZM233 209V210H232ZM243 209V208H242ZM261 209H262V211H261ZM92 210H90V211H92ZM118 210H119V212H118ZM124 210H126L125 212L127 213V215H128V218L129 219H127V215H126V213L124 212ZM163 210H164V212H163ZM257 210V211H256ZM14 211V210H13ZM68 212V211H70V212H72V213H70V215H67V214H69V212L68 213H66V215L67 216H70V217H68V222H69V220H70V222L72 223V225H69V224H71L70 222H69V224H68V222L66 223V221H64V220H67L66 218L64 219L63 218V216H65L66 217V215H64L65 213L64 212ZM92 211V212H93ZM100 211V212H99ZM111 211V210H110ZM121 211V212H120ZM151 211V212H150ZM156 211V212H155ZM165 211H167V213L165 212ZM190 211V212H189ZM223 211V212H222ZM231 211H234V213L233 212H231ZM244 211V210H243ZM43 212H45V214L43 213ZM56 212V213H55ZM60 212H63L62 214V216L60 217V215H61V213ZM91 212V213H92ZM117 212V213H116ZM122 212H124V214L122 213ZM133 210H132V213L131 214H133ZM186 212V213H185ZM189 212V215L188 216H190V214H191V216H192V218H193V220H192V222L193 221H195L194 223L195 224H197L198 222H201V224H200V226H198L199 224H197L196 226H198V227H200V230L198 231V233H196L197 234V236H195L196 234H195V232H194V234L192 233V229H190L191 230V233H192V235H194V236H190L189 238H187L186 237V234L185 233H187V236H189L188 234L190 233H188V232H186V230H185V232L183 231L185 228H186V225H187V220H185L186 222H184V219H186V217H188L187 216V213ZM220 212H222V213H220ZM236 212V213H235ZM252 212H253V210H252ZM258 212H260V214L258 213ZM21 213L22 214H24L23 216L21 215ZM80 213H82V214H80ZM90 213V214H91ZM154 213H156L157 214V216H156V214H154ZM225 213V214H224ZM240 213V214H239ZM251 213V212H250ZM32 214V215H31ZM42 214H44L43 216H41ZM73 214V216H71ZM89 214V215H90ZM104 214V215H103ZM168 216H167V215ZM185 214H186V216H185ZM220 214H221V216H220ZM233 214V215H232ZM234 214H237V216L235 215L234 216ZM241 214H244L245 216H247L248 218H246L244 215V218H245V220H244V218H243V216L241 217ZM19 215H21V216H19ZM93 214H91V216H92ZM97 215V214H96ZM95 215V216H96ZM109 215H111L110 216V218H109ZM259 215V216H258ZM14 216H12L11 215V219H13V220H17L16 218H13ZM48 216V217H47ZM50 216V217H49ZM253 216V217H252ZM25 217V218H24ZM41 217H44V218H41ZM79 217V218H78ZM97 217V216H96ZM111 217H113V218H111ZM134 217V218H135ZM256 217V218H255ZM259 217H261V219L259 218ZM28 218H29V220H28ZM34 218H36V219H34ZM74 218H75V220H74ZM86 218V219H87ZM133 217H131V220L132 219H134ZM151 218V219H150ZM189 218H191V217H188L187 219H189ZM243 218V220H241ZM38 219V220H37ZM39 219H40V221H39ZM54 219V220H53ZM98 219V220H99ZM200 219V220H199ZM220 219V220H219ZM12 220V223L11 224H14L13 221ZM19 220V219H18ZM23 220H22V223H23ZM49 220V221H48ZM77 220V221H76ZM114 220V221H113ZM120 220H121V222H120ZM135 220V219H134ZM155 220V221H154ZM191 220V219H190ZM202 220V221H201ZM227 219H225V221H226ZM255 220V222H257ZM263 220V221H262ZM53 221H54V223H53ZM73 221V222H72ZM79 221V222H78ZM81 221V222H80ZM85 221H86V224H88V225H90V224H92L91 226V228H89V227H87V226H85L86 224H83V223H85ZM90 221H92V220H90ZM100 221V222H101ZM124 221H125V223H124ZM153 221V222H152ZM159 221V224H157V222ZM198 221V222H197ZM216 221V222H215ZM252 221V220H251ZM20 223H21V221H19ZM35 222V221H34ZM51 222L54 224V225H52L51 224ZM76 222V223H75ZM78 222V223H77ZM161 222V223H160ZM164 222V223H163ZM166 222V223H165ZM190 223H192L191 221H189ZM189 222H188V225H189ZM216 223V225H215V223ZM228 222H229V220H228ZM16 223V222H15ZM36 223H33V225L34 224H36ZM38 223V224H39ZM57 223H59L58 225H57ZM73 223L75 224L74 226H73ZM81 223V224H80ZM93 223L98 227V229H96L95 227L96 226H93ZM98 223V222H97ZM134 223V224H133ZM151 223V224H150ZM153 223H156L158 226H160L161 228H163V229H160V227H159V229L162 231V232H160V230L159 229H157L156 227H158L157 225H156V227H154V224ZM168 223V224H167ZM193 223V226L195 225ZM209 223V224H208ZM217 223H219L220 224V226H218L217 225ZM222 223V222H221ZM225 223V222H224ZM227 223V222H226ZM225 223V224H226ZM230 223V222H229ZM237 223V224H236ZM250 223V222H249ZM27 224V223H26ZM38 224L37 225H35V227L37 226L38 227ZM117 224V225H116ZM122 224V225H121ZM128 225H129V223H127ZM140 224H142V225H140ZM162 224V225H161ZM166 224H167V226H166ZM182 224V225H181ZM184 224H185V227H184ZM230 224V226L228 227V228H230V230H233L232 229V227H233V224L231 225ZM239 224V225H238ZM16 225H18L19 226V224H18V221H17V223H16ZM15 224H14V227H12L11 226V233L12 234H14L15 233V235L16 236H20L19 234H20V232H22V230L24 231L25 230V228L26 227H22L21 228V225H20V227H18V226H16ZM56 225V226H55ZM78 225H80V227L79 228H77L78 227ZM83 226V228L85 227V230H83L82 231V226ZM104 225V226H103ZM119 225H121V226H119ZM174 225V226H173ZM178 226V228H177V226ZM209 225V226H208ZM251 225V224H250ZM22 226H27V228H28V226H30V225H22ZM40 226V225H39ZM48 226V227H47ZM76 229V230H74L73 229V227ZM104 228H103V227ZM111 226H110V230L112 231V229H111ZM192 225H190V227H191ZM208 226V227H207ZM249 226V225H248ZM31 227H32V224H31ZM34 227V228H35ZM45 227V228H44ZM59 228L58 230H56L57 228ZM86 227H87V229H89V231L90 230H94V231H96V230H98V231H96V232H94V231H92V232H94V234H95V237H93L94 236V234L92 233V232H89V234L90 235H88V231L86 230ZM94 227V228H93ZM119 227V228H118ZM124 228H125V226H123ZM128 227V226H127ZM183 227H184V229H183ZM189 227V226H188ZM198 227L196 228L197 230H198ZM203 227V228H204ZM210 227H212V228H210ZM220 227V228H219ZM224 227L226 228V230L228 229L227 227H226V225H224ZM13 228V229H12ZM16 230H15V229ZM20 230V228H21V231H17L18 229ZM33 228V229H34ZM44 228V229H43ZM54 228H56V229H54ZM118 228V229H117ZM174 228V229H173ZM183 229L182 231H180V229ZM193 228V227H192ZM223 228V227H222ZM78 229L80 230L81 229V231L82 232H80V231H78ZM96 229V230H95ZM113 229V230H114ZM120 229V230H119ZM155 229H157V231L155 230ZM167 229H168V227H167ZM166 228H165V231L167 230ZM170 229V228H169ZM179 229V230H178ZM188 229V228H187ZM196 229H194L195 231H196ZM224 229V228H223ZM222 229V230H223ZM28 230V229H27ZM29 230H31V228L29 229ZM42 230H41V234L39 235V234H32V231L33 230H31V231H29V233L31 234V235H28V232L27 233H25V232H23V233H21L22 235L20 236V238L21 239H23L24 237H28V239H29V237H30V239H31V241H32V245L34 246V244L33 243H35V246L36 245H38V243H37V241L36 240H38V239H34L36 236V238H41V240H42V243L43 242H48L47 241V239H44L43 237L45 236H47V235H44L45 233L44 232H42ZM107 230H104V233H105V235L107 236L108 234H106L107 233ZM109 230V231H110ZM125 230H127L128 231V233H123V232H125ZM177 230V231H176ZM189 230V231H190ZM206 230H208V229H206ZM212 230H209L211 233H214V231H212ZM221 230V231H222ZM229 230V231H230ZM14 231H16V232H18L19 234H17L16 232H14ZM37 231V232H38ZM55 231H57V233L55 232ZM76 231V232H75ZM85 231V232H84ZM99 231H101V232H99ZM108 231V232H109ZM110 231V232H111ZM137 231V232H136ZM143 231H144V233H145V235L144 236H142L144 233H143ZM168 231V230H167ZM171 231H169V232H171ZM188 231V230H187ZM225 231V230H224ZM228 231V230H227ZM40 232V231H39ZM72 232V234H70ZM78 232H80V233H78ZM114 232V231H113ZM209 232V233H210ZM42 233H44V234H42ZM104 233H101L102 234V240H103V238L105 237V236H103L104 235ZM112 233V232H111ZM143 233V234H142ZM166 232H164V235H166V234H168V232L165 234ZM174 232H173V234L172 235H174L175 234ZM184 233V235L185 236H183L182 234ZM190 233V234H191ZM203 233V234H202ZM208 233V234H209ZM78 234H80V236L78 235ZM113 234H116V232L115 233H113ZM113 234H111V235H113ZM128 234V235H127ZM155 234V235H154ZM199 234V235H198ZM41 235H43L42 237H41ZM72 235V236H71ZM92 235V236H91ZM97 235V236H96ZM182 235V236H181ZM210 235H212V234H209V236ZM32 236V237H31ZM116 236H118L117 234H116ZM128 236H129V238H128ZM142 236V237H141ZM153 236H151V234H150V236L149 237H151L150 239H153ZM178 236H180V238L182 239V237H186V238H184V239H186V240H191V242H189V244H191L192 242L194 243V246H192L193 247V249H195V250H193V249H186V251H179V250H181V249H179V247L181 246V243H182V240H179V237ZM52 236L50 237V238H53ZM57 237V236H56ZM54 238L55 239V241H53L52 243L54 244V246H51L50 245V240H49V242L47 243L48 244V249H50L51 251H53V253H51V252H46L47 251V246H45L46 244L45 243H43V244H45V245H43V247L42 246H40V248H39V245L37 246L38 248H36V247H34V249H33V246L31 247V249H29V251L27 250V254H28V252H29V254H31V253H33L32 251H34L35 253H33V254H31V255H29V256H31V258L28 260L27 259V257H26V255L24 256L25 257V259L24 260H22L24 257H22L21 255L23 254V253H25V252H19V251H11L13 254H15V252L16 253H19V254H17V256H15V258L13 257V254L11 253V257L12 258H14L15 260L17 259V261H19L18 260V258H20L21 260L19 261V262H21V261H23V263L22 264H25V263H27L28 262V264H37L39 261H40V264H66V261L67 260H69V263H68V261H67V264H71L72 262L74 263L76 260H74L73 259V261H71V259L72 258H77V256H75V255H73V253L72 254H68V255H73V257L71 256H69V259H68V256L67 255H65V253L67 252V251H62V249H63V247L62 246H64L65 244H67V243H65V244H63V243H60L61 242V240H60V242H59V240L57 239V238ZM81 237V238H80ZM89 237H92L93 238V241H92V238H91V240H89ZM166 238H167V235L165 236ZM168 237H170V235H168ZM173 237H175V236H173ZM200 237V238H201ZM43 238V239H42ZM63 238V239H64ZM98 238H100V239H97ZM27 239V238H26ZM206 240H207V238H205ZM204 239V240H205ZM53 240V239H52ZM168 240V241H167ZM170 240V241H169ZM205 240V241H206ZM34 241V242H33ZM39 241H40V239H39ZM205 241H204V243H205ZM57 242H59L58 244H57ZM155 242H153V243H155ZM207 242V241H206ZM39 243H41V242H39ZM51 243V244H52ZM87 243V244H86ZM98 243H100V244H103V245H101V246H103V247H105V249L107 250V249H109V250H107V251H102V250H104V249H102L101 250V248L100 247H98V245L100 246V244H98ZM200 243V244H199ZM52 244V245H53ZM60 244H63L62 246H60ZM90 244V245H89ZM141 244V243H140ZM168 244V245H167ZM55 245H58L57 246V248L59 247V249H57L56 248V246ZM84 245V246H83ZM87 245V246H86ZM89 245V246H88ZM131 245V244H130ZM153 245V246H152ZM158 245H159V243H158ZM174 245V244H173ZM196 245V246H195ZM200 245V246H199ZM206 246H207V244H205ZM122 246H125V244H123V245H121V247ZM128 246V247H127ZM150 246H152V247H150ZM179 246V247H178ZM62 247V248H61ZM93 247V246H92ZM102 247V248H103ZM109 247V248H108ZM131 247V246H130ZM154 247V248H153ZM155 247H157L158 249H156ZM164 247V248H163ZM169 247V248H168ZM173 247V249H171V250H175V248H174V246H172ZM178 247V248H177ZM195 247H197V248H195ZM36 248V249H35ZM122 248H124V247H122ZM132 248V247H131ZM148 248H150V249H148ZM153 248V249H152ZM161 248V249H160ZM167 248H168V250L169 251H167ZM181 248V247H180ZM204 248H206V247H204ZM38 249V250H37ZM40 249V250H39ZM43 249V250H42ZM57 249V250H56ZM111 249V250H110ZM156 249V250H155ZM49 250V251H50ZM94 250H92L93 252H94ZM113 250V251H112ZM115 250V251H114ZM130 250H132V251H130ZM155 250V251H154ZM159 250V251H158ZM164 250V251H163ZM198 250V251H197ZM204 250V251H203ZM37 251V252H36ZM58 251H60V253L62 254V256H63V258H65V260L63 259V260H60V258H61V255L59 256V260H60V263H59V260H58V262H57V259H58ZM84 251V252H83ZM112 251V252H111ZM177 251H179V252H177ZM198 252V254H197V252ZM63 252V253H62ZM70 252H67V253H70ZM137 252V253H136ZM204 252V253H203ZM231 252V253H230ZM245 254H244V253ZM258 252H260L259 254H258ZM22 253V254H21ZM37 253V254H36ZM42 253V254H41ZM44 253H46V254H48V255H44ZM57 253V254H56ZM80 253H79V255H80ZM83 253L84 254H86V255H83ZM180 253H181V255H180ZM214 253H215V255H214ZM222 253V254H221ZM225 253H228V254H225ZM254 255H253V254ZM90 254H91V252H90ZM108 254V255H107ZM200 254V255H199ZM217 254H219V255H217ZM221 254V255H220ZM229 254H231L232 255V257L231 256H229ZM238 255V256H236V255ZM242 254H244L243 256H242ZM256 254V255H255ZM16 255V254H15ZM20 255V256H19ZM24 255V254H23ZM54 255H56V256H54ZM195 255V256H194ZM202 255V256H201ZM211 255H212V257H211ZM234 255H235V257H234ZM250 255H252V256H250ZM67 258H66V257ZM164 257V258H162V257ZM173 256V257H172ZM214 256V257H213ZM227 256V257H226ZM18 257V258H17ZM43 257V258H42ZM78 257V258H79ZM92 257V258H93ZM242 257V258H241ZM245 257H247L249 260H250V262H246V259H245V262H243L244 260V258ZM29 258V257H28ZM71 258V259H70ZM78 258H77V260H78ZM91 257H89V259H92ZM181 258V259H180ZM184 258V259H183ZM197 258V259H196ZM199 258H200V260H199ZM221 258V259H220ZM227 260H226V259ZM230 258V259H229ZM231 258H232V260H234L235 261V263L231 260ZM28 261H27V260ZM37 259V260H36ZM67 259V260H66ZM179 259H180V261H179ZM212 259V260H211ZM229 259V260H228ZM25 260H26V262H25ZM46 260V261H45ZM81 260V259H80ZM78 260V264L81 262H83V260ZM85 260H84V262H85ZM101 260V261H100ZM175 260H176V262L177 263H175ZM182 260H184L182 263H181V261ZM195 260V261H194ZM208 260H210V261H214V262H209L208 263ZM223 260V261H222ZM227 262H226V261ZM231 260V261H230ZM249 260H247V261H249ZM258 260H259V262H258ZM11 261H12V259H11ZM48 261V262H47ZM62 261H64V262H62ZM89 261V260H88ZM88 261H87V263L86 264H90L91 262H89L88 263ZM93 261V260H92ZM98 261H97V263H98ZM164 261V262H163ZM186 261V262H185ZM13 263H14V261H12ZM11 262V263H12ZM17 263L16 261H15V263L14 264H20V263ZM30 262V263H29ZM42 262V263H41ZM77 262V261H76ZM75 262V263H76ZM196 262V263H195ZM202 262V263H201ZM225 262V263H224ZM72 263V264H73ZM74 263V264H75ZM77 264V263H76ZM93 264V263H92ZM99 264V263H98Z\"/></svg>", "mask_w": 264, "mask_h": 264}]
</instances>
